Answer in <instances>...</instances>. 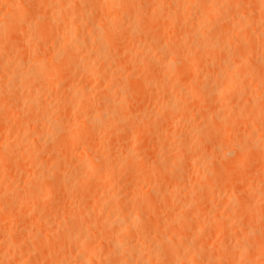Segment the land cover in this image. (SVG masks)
Returning <instances> with one entry per match:
<instances>
[{
    "label": "rangeland",
    "instance_id": "1",
    "mask_svg": "<svg viewBox=\"0 0 264 264\" xmlns=\"http://www.w3.org/2000/svg\"><path fill=\"white\" fill-rule=\"evenodd\" d=\"M27 1H30V0H27ZM33 1L36 2L37 0L36 1L33 0ZM33 1L31 0V2H29V3H33ZM43 1H46V0H43ZM59 1L60 0H54V1L51 0V5L54 4V2H55V4H57ZM62 1H66V0H62ZM62 1H60V2H62ZM87 1L88 0H86V2L82 1L83 3L81 2V4H83V5L81 7L85 8L84 6L87 5V9L88 10H93L94 11L93 17H97V18H94V20L95 21L97 20L99 23L100 22L103 23V25L106 28V30L104 28V31L108 32V30H107L108 27H110L109 28L110 30L111 29H113V30L116 29L117 30V28H118V30L115 31L116 33H114L113 30H112V34L108 33L110 35V37H111V35L113 36L114 34H116L115 37L113 38V39H116L115 42H114V40H113L114 43H112V41L109 42V43L115 44L114 46H112V44H111L112 48H115V47L117 48L118 47L117 49H120L122 46L121 47H119V46L122 45V43L127 42L125 40H127L128 34L133 36L132 33H130L131 32L130 29L133 26L132 21L134 20V18L135 19H140L142 17V19L144 21V19L146 18V17L144 18L145 13L147 15V12H145V13L144 12H140V11H144L145 10V6H146L145 3H144L145 6L142 4L143 1H141V0H134V3L131 0L133 6L131 5V3H130L129 6L130 7L132 6L131 9H133L134 6H135L134 12H132V10H131V14H127V15H125V13L123 14V11L121 9L122 7L120 8V10L122 12L118 10L119 8H117V7H120V6H116V4H118L117 2L111 3V4H109L110 6H107L108 5L107 4L108 1H106V0H104V1L103 0H96V1L93 0L94 3H91V4L93 6L97 5L95 7V9H97V7H98V10L96 11L94 9V7L91 8V6H89L90 8H88ZM99 1L100 2L102 1L101 2L102 4L99 3ZM109 1L112 2L114 0H112V1L109 0ZM180 1H182V0H180ZM180 1L179 0H177V1H175V0H159L160 6L161 7L165 6L164 12L165 13L167 12L169 14L165 15V13H163V11H162L161 13H159L161 17L158 16V15H157L158 17L155 16L153 20H156L157 18H159L160 21L158 19L155 21V24H157L156 26H154L155 24L153 23L154 24L153 25L152 22H151V27L152 28L150 27L149 29H151V30H150V32H148V35L152 34V36H154L156 34L155 35L156 37H154L155 39L158 38V40H159V37H161V39L159 41H161L162 43H163V41L169 40V38H170L171 41L175 40V43L178 42V44H179L181 42V44H179V46H177V47L176 46L163 47L162 45H159V46H157L158 50H157V47H156V50H155V46H151V48L148 47V46H150L148 44V39L149 38L148 39L146 38L144 40L143 39L144 37H142V39L140 38V42L137 40L138 43L135 42L134 40H132V43H134V42L137 43V44L134 43L135 46H132L136 50V52L139 51L138 53L141 54V55H143L144 53H146V54L149 53L150 55L147 54L148 55V59H149L148 62L150 63L151 59H152L151 61L154 62V63L152 62L150 64L148 63V67L150 65L149 68L145 65L147 67L146 70H148V71L145 70V67L143 65V67H144L143 73L147 72V74H148V72H150V71H152V73H153L154 70H156L157 68H160V70H162L161 72H159L160 70L157 72V70H158L157 69L155 71V75L150 74L152 77L149 76V74L147 75L146 73H144L145 76L147 75L145 77V76H143V73L141 72L140 76L142 74V76L144 78L139 77V75H137V74L140 72L139 69H141V67H142L140 64H143L144 62L146 63V61H144V62L141 61L140 64L137 62L139 64V66H137L138 64L134 63V60H131L133 58L130 57L131 58L130 59L128 57V55L123 52L125 50L122 51L124 53V55H127V57H128L127 60L124 59L125 62L126 61H128V62H127L126 65H123V66H126V67L122 66L123 72H122L121 66L117 67L118 69L120 68L119 72L121 74L119 75V73H118L116 75V77L121 76L120 77L121 78L120 85L125 86V88L120 86L119 89L121 91L127 90L126 86H128L129 88L133 87V89L136 88L135 90H133V89L131 90V88H130L129 90H127L128 92L125 91L126 94L128 93L127 96H126V94L121 92V94H122L121 98L126 99V97H127V99H126L127 100V104L129 103V105H127V108L132 109L131 111L126 110L127 113L130 112L133 115L128 113V114H130L129 116L130 117H136V118H132L131 119V120H133V122L131 120H129V123L126 120L127 125L130 126L129 127L130 129L127 128V127H126L127 129L124 128V125L126 124L125 121H124L122 123L124 125H121L122 128H123V129H121L122 132L120 130L118 132L119 133L120 132L123 133V132H125L123 130L126 129V131H128L129 134L132 132L130 134V136H128L129 134L128 133L126 134V132L123 133V134L120 133L123 136L122 138H121V135L118 134V132H114V134H113L114 137H113V135H112V137H109V134H107L108 136L107 135L104 136L102 134L109 133L108 130L107 131H106V129L103 130L104 127L101 126V129H102V132H101V130L99 131V127L98 126H96L92 122H89L92 125H89L86 122L85 124L87 126L89 125L88 126L89 129H91L92 132H94V133L88 132L87 130H86L87 133H85V132L83 133L82 132V135L85 136V139L83 137L80 138L81 137L80 136L78 141L82 140L83 143H82V141L73 142L72 139H71L72 144L75 143V147L72 144L69 145V143L67 144L69 147L68 146H64L65 148L64 147L61 148L62 145L61 146L58 145L59 143H61V144L62 143H66L65 140H64L66 136L71 137V135H68V134L67 135L66 134H60V133H62V130H64L65 127L68 129L67 124L68 123L70 124L72 121H73L72 123H74V122L78 123V121H82L84 119V117H85V116H82V114H79V116L81 118H79L78 115H76V112L78 111L77 108H76L77 106H73L72 104H74V102H75V104L77 105L78 101L74 100V102L72 103V101H71L72 98L70 99L69 97L73 96L74 94L71 93V91H67L69 93L68 94L66 92V90H70V88L71 89L73 88L75 90V92L79 93V91H80L79 94H81V93L84 92L83 88L85 87L86 89L88 88L89 91H93L94 90L92 94L90 93L91 95H93V97H94L93 99H95L96 97L99 99L101 96L104 97V95H105V94L104 95L102 94L104 91H102L101 89H103L108 84L105 81L102 82L101 80H99L97 78H92V79H96L97 84L100 82V84L98 86V85L95 84L96 83L95 80L89 79L87 81V79L89 77L85 73L81 72L80 70H76V69H73V68H71L69 70L65 69V65L62 64L63 62L62 63L59 62L61 60V58H55V61L53 59L54 62H51L50 61L51 59L50 60L46 59V58H50L51 57V55L48 57L49 52L55 51L54 53H52V52L51 53L52 54H56L57 53L56 52L57 51L56 48H58V51H59V49H61V48H59L58 46H55V45L58 42L59 45L61 46L60 42L63 43L62 41H64L63 36H64L65 31H64V29L61 30L59 28L61 25L60 26L58 25L59 22L57 20L59 18L57 16H55V14L57 15V13H59V10L61 8L64 9L65 7H68V8L64 9L65 12H69V13L72 12L74 14L73 11H70L72 6L70 4L68 6V3H71V1L67 0V3L66 2H65V4L62 3V4H64V6L62 5V7L58 6V4H57V10L55 8V6H56L55 5L54 9H52L55 12H53L51 10V8H50V7H52L50 5V3H49L50 0L47 1V2L42 3L43 5L46 3V5L49 6L51 12H53L52 14H54V15H52V18H54L55 21H57L56 22L57 24L55 23L56 24L55 26L58 25L59 26L58 28L60 30L58 32L56 30V28H57L56 27L55 28V34L56 33H60V31H61V34L63 35L62 36L60 34L62 36V38L60 39L58 37L60 35L57 34L58 35L57 36L58 39L59 40L63 39V40L60 41V42L59 41L56 42L55 40H56L57 37L55 35H53L54 33L52 31V35L55 36L56 38H55V40H54V38H51V40L53 39L54 41H52V42H55L56 44L50 42V40L48 42H46V40L49 38V37L47 38V36L45 37L47 39L43 38V39H45V42L43 41L44 43L43 42L39 43V41L36 40L34 38L35 36H33V35L24 36L25 34H27V35L30 34L31 31H32V30H30V33H27L26 31L29 30L27 28H26L27 30L25 31L26 33L24 32L25 34L20 35V34L23 33L22 31L25 30V27L22 24L21 25L24 28H22L21 26H17L15 24L13 26L17 27V29H15L12 26L14 30H18V34L15 31L16 34L14 33V36H12L13 35L12 34L11 36L7 37L9 39V41H11V43H9L8 40H5L4 44L7 45V43H8V44L15 45L16 47H14V48L18 49L21 53H23L22 52L23 49L21 48V46H23V48H25L24 47V46H26L25 44H27L29 46L31 45V49L33 50V51H31L32 53L31 52L30 53H26V54L23 53L22 55H20V58H19L20 60L17 58L18 62H16V64L17 63H19V64H21V63H23V64L29 63L31 60H33L32 59V57H33L32 54L34 52H37V54L36 53L35 54L38 57V60H43V61H45L47 63H51V64L53 63L55 65L56 69H59L58 71L63 72V74L59 73L60 75H62V77L60 75L58 76V74H57V76H58L57 79L55 78L56 75H55V77L51 75L52 77H54V79L49 80L51 82H48V83L51 84L53 82L52 86L54 87V89L51 86V88L53 89L52 91L54 92V90H57L56 88H58V90H59L58 86H61L62 84L64 86H61L60 87L61 89L59 91L57 90L58 93L55 94V96L53 95V97L52 96L50 97V95L48 96V94H47L48 93L47 90L49 89V87H45V83L48 84L45 80H43V82L45 81L44 86L42 84H39L40 85V87H39L40 89H38L37 87L35 88V89H38L39 91H41V93L39 94L38 93L39 91L34 90V93L35 92L38 93V94L37 93L33 94V95H35V97L39 98L40 100H46V101L50 97L49 99L51 101L48 100V102H50L54 107L52 106L53 109L50 110L51 113L48 111L47 114H48V116L51 115L50 116L51 120H54V118H56V122H58L56 124V126H55L57 134H56V131H54L55 133L51 131V133H50L51 135L50 134H49L50 136L47 135L48 138L46 136L33 135L32 137H34V138L37 137L36 141H33V138H32V141H30L31 139L29 140L27 137H25L30 132L33 133V131H34L32 129V123H33L32 119H34V121H35L36 118H37V117L33 118V116H35V115H33L34 112H32L31 110H29L28 108H26L24 106H23L24 109H21L22 108V104L21 105L20 104L17 105V103H16L17 101H20V100H17V98L15 96H13V97L16 98V99H14L12 97V95L4 93V91H2L1 88H0V92L1 91L3 92V95L0 93V96H2V99H4V97L10 98V96H11V99L13 98L12 100H14V102L11 100L13 102L12 103L10 100H8V98H6L3 101H2V99H0L1 100L0 101V106L3 105V104H4L3 106H8V104L5 103V102H7V103L10 104L8 107H10V109L12 108V110H10L8 107H3V108L0 107V230H2V233H0V244L1 243H3V244L5 243L6 244L5 246L2 244L0 250L3 251V252L5 251V253H11V249H12V253L11 254H7V255L4 254L3 255V254H1L3 252H0V254H1L0 257H5L6 258V259H3V261L0 259V261H1L0 264H37V263L42 264V261H43V263L46 262L44 264H49L48 263L49 261H50V264L52 262H53L52 264H60L62 262H64V264L65 263L73 264V262H71L70 259L73 260V258H75V259L78 258L77 255H79L80 253L77 254V251L81 247H82L80 249L81 251L84 248L83 246H85V245H84V243H82V239L81 238L83 236L87 235L86 232H88L90 235H91V233L92 234L98 233V232L100 233L101 231H102L101 233H106L103 229H100L101 231H99V230L96 231L94 228H97V227H101L102 228L103 226L102 225L100 226V224L104 223V224H106V227L105 226L104 227L106 228V231H107L112 226L111 225V220L113 221V216L111 215L110 211H108L109 210L108 208L100 209V207H98V209H97L95 214H90V215L87 214V212L89 211V208L92 209L97 204L96 202L93 201V198L95 196L98 197V198H102L101 199L102 201L106 200L108 202L112 201V199L110 197H113V198H115L116 196H118L119 198L126 197V198H128V200H130L129 206L135 212H143V213L146 214V218L144 219V222L147 225L146 227H148V229L146 228L147 230L151 229L154 232V229L156 227V229H159L160 231L167 230V232H169V233L170 232H175L179 237L181 236L183 238H187L188 243H191L192 242L191 240H194L193 242L197 241L198 245L204 243L205 246H206V244H207V246H209L208 247V253L210 255L206 256L207 253L205 251L204 257L205 256L206 257L203 258L202 254H201L202 252L198 253V255L196 257L197 258L196 260L191 259V260H193L192 261L193 264H196V263L203 264V262H204V264H206L205 263L206 259H211V260H208L209 264H211V263L215 264L216 262L215 263H213V262L216 259H219L220 257H223L225 255L227 257L221 258V260L223 261L222 263H224V262L228 263L230 261V259H232L231 257H229L230 258L229 260L227 259L228 255H230L229 251L231 252L232 249L234 251V252L233 251L232 252L235 253V254H232V256L233 257H235V256L237 257V258L236 257L233 258V259H235V260H232L234 262L231 261L233 264H241V263H243V264H252V262H251L252 260L254 262L253 264H255V263L256 264H264V152H263L264 151V146H263L264 145V124H263L264 123V85H263L264 84V58H263L264 57V21H263L264 20V18H263L264 17V12L261 13V10H260L261 6H262L261 3L264 0H262V1L261 0H232V1L226 0L228 2L230 1L229 2L230 7L234 6L232 9L229 7L227 2H226L227 5L225 3L223 5H226V6H223L222 3H224L225 1H221V4L218 6L220 8V10L218 9L216 11H212L214 13V15H213V13H209V16H210L209 18H211V19H213V21H215V20H217V17H218V19L221 20L224 24L221 21L220 22L222 24L218 23L219 22L218 20H217L218 21L217 23L219 24L220 27H222V25H223L224 28H222V29L220 28V30H217L219 27H215L214 28V30L216 29L215 30L216 31L215 34L221 32L220 33L221 35L219 34V37H218V35L215 37L213 34H211L210 38L211 39H212V37L214 38V40L213 39L211 40L214 44H211L209 42L210 46L208 45V48H210L211 51H212L215 46L217 47L216 44H218L219 42L222 41V37L226 36V37L233 38V40L228 41V42L222 41L221 42L222 44L221 43L218 44L220 47H217L218 48V49L216 48L217 50L214 49L216 53H218V54L220 53L219 54L220 56L219 57L217 56L218 58L216 57L217 58L216 61H215V57H211L215 61V63L213 64L215 66H211L213 71H215V72L212 71L211 67H210L211 71L209 69V71H210L209 72V71H202V70H204V67L200 66V67L203 68L202 69V68H200L198 66L199 64L201 65V63H202L199 60H204V58L201 57V54L199 55L200 49L198 51V45L195 42V41L198 42L199 40H195V39L197 38V36L202 39V35H203L204 31L207 28V27L205 28L207 23L205 22V23L202 24V28L203 29L201 28V26H200V28L199 27H195V29L193 28L192 30L189 28L190 24H191L189 22V20L191 21V19H190L191 16L194 17V13H196L195 12L196 10L194 9V6H195V4L197 5V3L200 2L201 0L200 1L199 0H195V1L194 0H185V1L183 0V2L186 3V4H184V6L187 5L186 6L187 8L189 7L188 5H191V4H189L191 1H194L193 3H195L194 6L192 4V6H193L192 9L193 10L189 9V8L188 9L185 8L187 12H185V10L183 9L184 8L183 5L181 6L182 3H180ZM187 1H190V2H187ZM0 2L2 4V5H0L1 6V8H0V21L2 22L3 21L2 14L5 13V11H4L5 9L2 6H5V5H3L4 3H2V0H0ZM95 2L97 4H95ZM119 2H121V1H119ZM124 2H126V1H124ZM257 2L260 4L258 6V8H257V9L260 8L258 14L259 15L261 14V17H259V19H258V14L255 12L256 7L253 8V6L258 5ZM84 3H86V5ZM88 3H89V1H88ZM104 4H107V5H104ZM112 4H114V5H112ZM126 4H127V2L126 3H122V5H126ZM128 4H129V2H128ZM128 4L126 5V7H128ZM136 4H138V5H136ZM262 4H264V2ZM33 5L35 7H37L36 3H34ZM46 5L44 6V8H40V9H45V10H41V11L42 12L45 11L46 13H38V11H39L38 7H37L38 9H36L37 11L32 9L33 12H35L36 14H38V15L39 14H44V15H39V16L35 15L31 10H30L31 12L29 11L28 15H30V17H31L32 14H34L37 17H40V16L44 17L45 14H48V11H49V9H48V7ZM100 5H101V7H103V6H105V8L107 7V9H106L107 12H106L105 9H104L105 11L103 10L106 14L102 11V9L100 8ZM111 5H112V7L114 9L111 7ZM137 6H138V8L140 6V11L137 9ZM238 6H239L240 9L238 8ZM30 7H32V6H30ZM40 7H42V6H40ZM46 7H47L48 11L46 10ZM235 8H237V10H235ZM262 8H264V7H262ZM128 9H130V8H128ZM114 10H116V11H114ZM147 10H149V8H147ZM172 10L175 12V14H173L174 12ZM188 10H191V11H188ZM231 10H233V11H231ZM41 11H39V12H41ZM108 11L110 12L109 13L110 15L108 14ZM117 11L119 13H116ZM181 11H184L185 13L184 12H182V13H183V15H185V14L186 15L183 16L181 14ZM100 12L104 13L105 15H102ZM125 12L129 13L130 10L125 11ZM217 12H219V13H217ZM62 13H64V12L61 11L59 13V15H58L59 17L62 16L60 19L65 18L64 15H62ZM69 13H66V14H69ZM95 13H96V15H95ZM140 13H144V15L143 14L141 15ZM170 13L174 15L173 16L174 18H172V15ZM187 13L190 16H188ZM225 13H227V14H225ZM254 13H255V15H254ZM107 14H108V19L110 18V16H112V17L117 16L119 18L117 20V22L120 23L121 25H119V27H118V26L112 24L113 28L111 26H108V25H111V23H109L107 25L106 21L108 19L105 18V17H107ZM121 14H122V16H121ZM176 14H179L177 16L181 17L182 19L177 17ZM215 14H218L219 16L218 15L216 16ZM234 14H236V16ZM256 14H257V16H256ZM70 15L71 16H69V17L67 15V18H71V20H72L73 19L72 18L73 15L72 14H70ZM128 15L129 16L131 15L132 18H130ZM138 15H140V16H138ZM168 15H171V17L168 16ZM166 16H168V18H166ZM212 16H214V17H212ZM45 17H47V19H45ZM45 17H44V20H46V21L44 23H47V21H48V23L45 24V26L55 27L53 22L50 23L51 20L48 18L49 16H45ZM35 18H32V19L30 18V19L32 21H34ZM50 18H51V16H50ZM175 18H176V20H178V18L181 20V21H178L180 24L178 22H177L178 24L175 23L176 22ZM214 18H216V19H214ZM54 19H52V21ZM126 19H127V21H126ZM166 19H172V21H175V22H172L171 20L169 21V20H166ZM62 21H64V20H62ZM85 21H87V20H85ZM85 21L83 22L84 24L82 23L83 27L85 26V27H87V29L89 28V30H90V26H89L90 21L88 20L89 22H87V23ZM67 22H71L70 19ZM241 22L244 24L243 27H240L242 25ZM52 23H53V26H52ZM162 23H164L165 25L162 24ZM184 23L186 24V26L189 25L188 30H186L187 28H186ZM255 23L258 24V25H256ZM1 24H3L2 26H4V25L7 24V22L3 21V23H1ZM10 24H12V23H10ZM69 24L68 25L66 24L67 27L65 25L64 28L65 27L69 28V27L72 26L71 23H69ZM239 24H241V25H239ZM100 25L103 26L102 24H100ZM161 25H163V26H161ZM181 25H183L182 28L180 27ZM253 25H254V27L255 26L256 27L254 28ZM62 26H63V24H62ZM228 26H232V27L229 28ZM5 27H8L9 31H11V29H12V28L10 29L11 26H8V25H6ZM19 27H21L20 29H22V30H19ZM128 27H129V29L127 30ZM227 27H228V29H227ZM119 28L121 29L122 32L127 30L126 31L127 33H125V36H124V34L122 32H120ZM122 28L124 30H122ZM180 28L182 30H183V28H185L183 33L182 32L180 33V31H181ZM6 29L7 28H5V30ZM87 29L85 28V30H87ZM154 29H156V30H154ZM243 29H244V31H243ZM5 30L3 32L4 34H5ZM157 30H158V32H157ZM223 30H225V31H223ZM19 31H21L22 33L20 32V34H19ZM186 31H187V33H185ZM218 31H220V32H218ZM86 32H88V31H84V33H86ZM250 32L251 33L253 32V33L251 34ZM260 32H262V33H260ZM6 33H10L11 34V32H7V31H6ZM32 33H33V31H32ZM117 34H121V35H117ZM250 34L253 36L255 42H253L254 41L253 38L252 39L250 38V37H252ZM259 34H260V36H259ZM184 35H186V37ZM243 35H244V37H243ZM258 36H259V38H258ZM22 37H25V38H22ZM31 37L34 38L33 40H36V41H33ZM123 37H125V38H124V41L122 42L121 39L123 40ZM180 37H182L183 39H181ZM217 37H218V39H217ZM236 37H238V38H236ZM137 38H138V35H137ZM178 38H180V39L178 40ZM134 39H136V38H134ZM186 39H187V43H185ZM110 40H112V38ZM118 40H120L121 43ZM143 40L145 42H147L148 46H145L146 45L145 43H144L145 45L142 44L144 42ZM260 40H263L262 43L260 42ZM208 41H209V39H208ZM217 41H218V43H216ZM117 42H118L119 45L116 44ZM192 42H193V44L195 43V45H197V47L195 45H193V46L196 47L195 50H197L198 53L195 50L192 49V44H190ZM230 42L233 43V44H231ZM42 43L44 45H42ZM247 43L252 46L251 47L249 45V48L250 49L252 48L251 50L249 48H247L248 47ZM182 44H184V46L186 45V47H187L188 44H190V45H188L189 46L188 48H190V46H191V49L194 52H196L198 55L194 54V52H193V54L195 56H197L198 59L200 57L202 59L198 60V59L194 58L195 60L193 62L197 63L199 61L197 63L198 64L197 67H199V68H195V70H194V66H195L194 64L195 63L193 64V62H192L193 68L191 67V63H190V65H189V63L183 65L185 67H183L182 64H180V63H182L180 61H179L180 63L177 62L178 64H174V66L177 65V66L181 67V68H179V70L182 69V67H183V69H185L187 67H189V68L191 67L192 68V70H190L191 68L189 70L185 69L184 71L180 70V72L182 71L181 72L182 74L179 73V74L182 75V77L180 78L181 75L180 76L179 75L176 76V74H175L174 76H172L174 74L173 71L177 70L176 66L172 67V68H174L173 70L163 69V68H165V67L169 68V66H167V64L169 63V61H168L169 57L170 56L172 57L179 49L181 50V48H182L181 51L183 53L177 52L176 54H179V56L182 54L181 55L182 57H183L184 53L191 52L190 50L185 49ZM49 45H52V48ZM53 45L55 47H53ZM128 45H131V44L128 43ZM128 45L126 44V46H128ZM243 45L246 46V47H244ZM46 46H47V48H49L48 50H47V48H45ZM43 48H45L46 50L44 51ZM53 48H54V50H50V49H53ZM166 48H169V50L166 49ZM172 48L175 49L174 50V52L176 51L175 53L173 52ZM208 48H205L204 50H207ZM244 48L246 50H244ZM20 49H22V50H20ZM29 49H30V47H29ZM117 49H116L117 53L121 52V51H118ZM122 49H124V48H122ZM142 50H144V51H142ZM149 50L152 53H154V54L152 55V53ZM152 50L153 51L155 50V51L153 52ZM167 50L170 51L169 56H168L169 52ZM238 50H240V51H238ZM203 51H202V53H204V54L205 53L207 54V53L211 52L209 50H208L209 52H207V51L203 52ZM241 51L242 52L244 51V53H242L243 55L246 52V56H248V60H249L248 62L249 63L246 60H245L246 61L245 62L244 59H243V61H240L237 58V57H239V56H237L238 55L237 52H241ZM248 51H250V52H248ZM82 53H83V56L86 53L88 55V51H86V52L83 51ZM46 54H47V56H46ZM193 54L191 53V55H193ZM222 54L224 56H222ZM42 55H44L43 57H45L46 60L41 58ZM81 55L79 57H81ZM205 55H202V56H205ZM144 56H145V54H144ZM246 56H245V58H246ZM150 57H151V59H150ZM184 57H187V55L185 54ZM206 57L209 58L210 56L206 55L205 58ZM58 59H60V60H58ZM129 59H130V61H133V63L136 64V65H133V67H132L131 66L132 64L129 61ZM157 59L158 60L161 59V61L159 60V62H161V63L157 62L158 61ZM116 61H118V59ZM164 61L166 62V64H165ZM231 61H233V62H231ZM129 62H130L131 65H129ZM259 62H261V63H259ZM120 63L121 64H125L124 62L123 63L120 62ZM185 63H187V62H185ZM217 63H219V64H217ZM16 64L14 63V65H13V68H15V70L17 69L16 67L20 68V67H22L21 65H23V64H21V65L17 64V66H15ZM152 64H158L157 65L158 67H156V65H152ZM259 64H261L262 66L259 65ZM101 66H102V64L98 65L99 69H101L100 68ZM136 66H137V68H135ZM160 66L162 67V69H161ZM250 66H251V68L253 70H250ZM138 67H140V68H138ZM13 68H12V70H13ZM129 68H131V69H129ZM233 68H235V69H237V71H241V72L238 73ZM114 69H116V68H114ZM135 69L137 71V72H135L136 75L134 74ZM19 70L20 69H17V71H19ZM186 70H188V71H186ZM205 70H207V69L205 68ZM256 70L258 71L257 73H255ZM99 71H101V70H99ZM216 71L218 73H222L223 74V79H227L225 77H226L227 73L229 74V72H230V74H232V76H233L232 72H236V75L238 73L240 75V76L238 75L239 77L238 76L236 77L235 75L233 76V77H236L235 79H233V80L236 81L235 84H238V86L235 85L236 88L237 87L240 88L239 86H241V88H242L246 84L247 87L246 88L244 87V90H249V91H245L244 92L240 88L243 91L242 92V91H240V89L237 88L238 90L235 91L236 94H235V92L231 93L232 95L234 94L233 96L231 94H229V95H227L229 97L226 96L227 97L226 98V97H224L225 93H223V97L224 98L220 99L218 97L211 96V91L209 93L207 91L202 90V89H205L204 87L197 88L198 86L196 87L195 85H191V83L193 81V82H195V84H198V83L202 82V85H209L210 84V86L212 85V87H213L215 83H212V82H215V81H218V83L221 82L220 81L221 77L219 78V80H217L218 77L216 76V80H214L215 79V77H214L215 73H217ZM242 71H243V73H242ZM162 72L164 73V75H166L167 73L168 74L163 77L162 76L163 75ZM170 72H171V75L169 74ZM66 73H68V75ZM253 73L257 74L256 77L254 76L255 74H253ZM52 74H54V73H52ZM70 74H71V77H69ZM250 74H252V76ZM169 75L171 77H169ZM224 75H225V77H224ZM65 76L69 77V78H66ZM174 77L175 78L178 77V79L176 81H175V79L171 80V78H174ZM227 77L229 78L230 76H227ZM47 78H50V76L47 77ZM60 79H63L62 80L63 83L61 82ZM64 79L65 80L68 79L71 82H69L68 80H66V82H65ZM140 79H141V81H140ZM168 79L171 80V81H169L170 83L172 82L171 84L167 81ZM155 80L158 83L155 82ZM160 80H162V82ZM164 80H166L165 83H164ZM207 80H210L209 84L207 83ZM262 80H263V83H262ZM2 81L3 80L0 78V84H1ZM58 81H60V82H58ZM189 81H191V83ZM86 82L88 83L89 87L88 86H84V85H87ZM101 82H102V84H101ZM225 82H227V81H225ZM230 82L231 81L229 80V82H227V84L230 83ZM237 82H239V83H237ZM167 83L169 84V86H167ZM218 83L216 82V84H218ZM55 84L58 85V86H55ZM220 84L222 85L220 87L222 89L223 86L226 83L224 84V81L222 80V83H220ZM220 84L216 85L217 87L214 86V87L217 88L216 91L217 90L220 91L219 88H218V86H220ZM41 85L44 88H48V89L47 90L43 89V87ZM81 85L84 86V87H82ZM210 86H207L208 88H206V90H208V89L210 90L211 89ZM78 87H82V90H79ZM97 87L98 88L100 87L99 89L101 91ZM226 87H227V85L224 86L225 89H226ZM251 88H253V89H251ZM73 89H72V91H74ZM138 89L141 90V91H139ZM222 90L224 92V89H222ZM57 91H55V92H57ZM98 91H100V92H98ZM42 92H47L46 93L47 96H46L45 93L43 94ZM133 92H135V93H133ZM136 92H138V93L136 94ZM70 93H71V95H70ZM130 93H131V97L129 98ZM139 93H140V95H139ZM153 93H156V94L158 93L162 97L157 95V97L155 96L156 97L155 98L153 96L154 95ZM162 93L165 94V96L162 95ZM5 94H7V96ZM98 94L100 95V97L98 96ZM113 94H114V92H112V93L110 92L108 95L114 97L115 94H114V96H113ZM57 95H59V96H57ZM64 97L65 98L67 97L68 99L67 98L65 99ZM151 98H153L155 100H153ZM157 98H159V99H157ZM246 98H253V100L256 98L257 100L255 99L254 101H256V102H253V104L252 103L250 104V103L246 102ZM128 99H130V101ZM160 99L162 101H160ZM163 99L164 100L166 99V100L164 101ZM183 99L186 102H182V101H184ZM188 99H189V101H188ZM237 99L238 100L240 99L241 101L240 100L237 101ZM61 100H62V102H61ZM67 100L70 101L71 103L67 102ZM159 101H160V103H159ZM161 102H163L162 105H161ZM166 102H170V103L174 102L173 103L174 107L173 106H168V108L170 107L169 109H171V110L175 109L174 110V113H176L175 116L169 110L165 111L166 109H168V108L164 107V105L165 106L167 105ZM11 103L12 104H16L17 106L20 105L21 108L18 107V109H19L18 110L16 105H13V107H12ZM142 103H144V104L142 105ZM175 103H177V104H175ZM135 104H136V107H135ZM182 104H184L186 106L184 107ZM78 105H80V104L78 103ZM96 105L97 104H92L91 105L92 107L90 106L92 108L91 111L93 110L95 112V110H97L96 112H98L100 110L99 107H101V108L103 107V106H100V105L98 107ZM175 105H177V106L180 105L179 106L180 108L176 107ZM215 106H216V108H215ZM70 107H71V110H70ZM96 107L99 108V110ZM175 107L178 108L179 110L176 109ZM4 108L7 109V110H5ZM75 108H76L77 111L75 110ZM81 108H82V105H81ZM162 108H163V110H162ZM78 109H80V108H78ZM21 110L23 111V114H22V112H20ZM24 110L27 111V112L28 111L32 112V115L30 113L29 114L26 113ZM154 110L157 113L153 112ZM235 110H236V112H235ZM79 111H81V110H79ZM164 111L166 113L168 112L169 114H172L173 118L170 117L171 115L168 117L167 114ZM214 111H215V113H214ZM140 112H142V113H140ZM143 112H144V115H143ZM38 113H36V115H39ZM73 113H75V114H73ZM79 113H81V112H79ZM149 113L152 115V117H154V116L155 117L152 118ZM217 113L220 116H222V117L220 118V116L216 115ZM77 114H78V112H77ZM135 114H136V116H134ZM138 114H141V117H139L140 115L137 116ZM209 114H211L210 116H213V118H210ZM24 115H26V117ZM29 115L32 116V118H30L31 119V124H30L29 121L25 120V119H28L27 117H31ZM74 115L77 116L75 118H79L81 120L75 119ZM142 115L144 116V118H143ZM147 115H149V117ZM223 115H225V118H224ZM145 117H147L149 119V121L152 122L153 124L151 123V125H149L150 122L148 124V119L145 118ZM208 117H209L210 120L206 119ZM226 117H228L227 120H226ZM21 118L23 119V121H21L22 120ZM168 118L171 119V120H169ZM215 118H216V120H214ZM68 119H71V120H68ZM60 120L63 123V125H65V122H66L67 123L66 126L63 127L62 125H60V124H62V123L59 122ZM141 120H142V122H141ZM153 120H154V122H157V120H159L158 122H160V123L157 122L159 125L156 124V123L154 124ZM204 120L205 121L207 120V122H205ZM18 121H20L21 123L20 122L18 123ZM220 121L221 122L223 121V122L221 123ZM262 121H263V123H262ZM218 122H220L221 124L218 123ZM28 123L30 125H28ZM81 123L82 122H80V126L84 127L85 125L83 126V125H81ZM19 124H21V125H19ZM25 124L27 125V129H26V125ZM209 124H211V125L213 124L214 126H211ZM22 125L23 126L25 125V127H23ZM57 125L62 126L63 128H59ZM127 125H125V126H127ZM155 125H157V126H155ZM161 125H163V126H161ZM28 126H30L31 128L28 127ZM71 126L72 125H70L71 130H74L73 127L75 125H73L72 127ZM91 126H92V128H90ZM167 126H169V127L171 126L170 127L171 129L169 127H167ZM76 127H77V125H76ZM78 127H79V125H78ZM78 127H77V129L80 128V127L79 128ZM175 127H177V129H175ZM23 128H25V130H27L28 132L24 131ZM55 128L53 130H55ZM57 128L58 129H62L60 133L58 132ZM66 128H65V130L67 132H64L65 131L64 130L63 133L72 132L70 129H69L70 130L69 131ZM97 128H98V130H97ZM155 128H157L158 130L155 129ZM19 129H20V131L22 130V132L23 133L25 132L26 134H23L22 132L20 133L18 131ZM152 129H153V131H152ZM98 131L101 132L102 134L99 133ZM148 131H150L151 133H149ZM17 132H19V134ZM73 132H75V130ZM78 132L81 133V129ZM78 132H75V133H78ZM152 132H153V134H152ZM215 132H217L218 134L215 133ZM93 134H95V135H93ZM160 134H162L163 138H161ZM20 135L23 136V138ZM42 135H44V134H42ZM63 135H66V136L63 137ZM168 135H170V136H168ZM93 136H95V137H93ZM193 136H195L194 137L195 139L193 138ZM200 136H202V137H200ZM72 137H73V135H72ZM91 137H93V138L91 139ZM116 137H118L119 139H117ZM165 137H166V139H165ZM198 137H199V139L201 141L198 139ZM38 138H40V139H38ZM73 138L77 140L76 137H73ZM87 138L90 139V140H88ZM94 138H95V140H94ZM187 138H189L188 141H190V142L186 141ZM202 138H204V139L202 140ZM169 139L171 140V142L169 141ZM153 140H155V141L153 142ZM164 140H166V141H164ZM197 140L200 143H198ZM236 141H238L239 143L236 142ZM69 142H70V140H69ZM56 143H57L58 147H56ZM169 143H171V144H169ZM179 143H181V144L179 145ZM246 143L247 144L249 143V144L247 145ZM49 144H52V145H49ZM76 144H78L77 146H79V144L81 146H79L77 148ZM88 144L89 145L92 144L90 148H89ZM174 144H175V146H174ZM183 144H185V145H183ZM176 145H178V146H176ZM257 145H259V146H257ZM183 146L187 147V149H185ZM193 146L196 147V148H194ZM14 147H16V148H14ZM66 147H68V148H66ZM226 147H227V149L229 148L230 150L228 151L226 149ZM236 147H237V149H236ZM238 147H240V148H238ZM258 147H259V149H258ZM71 148H75V149L73 150ZM181 148H184V149H181ZM261 148H263L262 149L263 151L261 150ZM246 149H248V151ZM25 150L26 151L30 150L32 152L28 151L31 154L30 153L27 154ZM83 150H88L89 152L88 151L86 152V151H83ZM94 150L96 152H94ZM120 150H121L122 154L120 153ZM237 150L238 151L242 150L243 152L240 151L242 153H239V152H237ZM128 151L132 152L131 156L136 155V156H133L134 159L132 157H130V156L129 157H124L126 155V153L128 154ZM92 152H93V154H92ZM118 152H119V154H118ZM173 152H175V153H173ZM32 153H34V154H32ZM35 153H37V154H35ZM97 153L99 154V156H98ZM238 153H239V155H238ZM40 154H42V155H40ZM97 156L100 157V160H97L95 158ZM109 156H110V158H108ZM117 156H119V157L117 158ZM126 156H128V155H126ZM165 156H167V157H165ZM175 156H176V158H174ZM147 157H149V160L147 159ZM54 158L55 159L56 158L62 159V163H61L62 165L59 164V165H57L55 167L54 166L52 167L51 164L55 160ZM234 158H236L237 160L238 159L239 160L243 159V162H241L242 166H241L239 160H238L239 163L238 164L236 163L237 165L234 162L233 163L235 165L233 163H231ZM162 159L164 161H167L166 164H168V166L170 164L171 167H168V166H166V164H163L162 163V161H163ZM92 161L94 163H96L98 165V167H99L96 170V174L90 170V164H91ZM174 161H176V163ZM41 163L43 164V167L41 166V168H40L39 166H40ZM88 163H90V164L88 165ZM150 164H152L153 166H150ZM172 164L176 165L177 167L175 166V168L173 169L174 166ZM163 165L166 166L167 169H165V167ZM160 167L161 168L163 167V168L161 169ZM230 167L232 169H230ZM236 167L238 169H240V170H238ZM113 168H114V170H112L111 175H107V176H105V177H103L101 179L97 178V177L105 174L106 171H108L109 169H113ZM177 168L178 169L180 168V169L178 170ZM115 169H117V170H115ZM172 170H174V171L177 170L178 172L177 171L174 172ZM57 171H58L59 174L61 173L60 176L54 174ZM182 173H184V174H182ZM237 174H238V178L240 177L239 179L236 178ZM70 175H78L80 177H83L84 178L83 187L79 186L80 187V188L78 187L79 190H78V188L76 189V186H75V182L76 181H68L67 180V176H70ZM229 178H230V180H229ZM244 178H245V180H244ZM238 181H240V182H238ZM147 186H149V190L148 191H146V189L148 188ZM189 186H191V187H189ZM134 189H138L139 193L137 191H134ZM103 191L108 192L109 195L105 193V196H103L104 195V194H102ZM98 210H101V211L98 212ZM72 212H75V213H72ZM65 213H67V214H65ZM68 213L71 214L72 216H75L76 218H79L81 216L79 218V221L75 217H73V218H74V220H77L78 223L80 224V226L82 227L83 230L81 231V233H83V234H81V235L79 234V236H78V232L77 233H73V232H76V231H79V230L73 231L72 234H68L71 231H69L67 228L70 226L71 223H68V221H67L68 224L64 223V222L62 223V221H59V217H58V216H66V215L68 216ZM214 214H217V215L214 216ZM148 215H150L151 217L150 216L148 217ZM176 215H179V217L176 218ZM190 216H191V218H190ZM87 217L89 219H91V220L89 221ZM96 218H98V219L102 218V219L98 220ZM46 219L50 220V221H53V224H51V222H49V221L47 222ZM105 219L107 221H105ZM175 219H177V220H175ZM101 220L102 221L104 220V222H101ZM158 220H160V221H158ZM98 221L100 223H98ZM175 221H176V223H175ZM57 222H59V223H57ZM50 224H51V226L53 225V228H51L52 231L49 229L51 227ZM2 227H3V229H2ZM86 228H88V229H86ZM90 228H92L93 230L90 229ZM111 228H110V230L112 231L113 229H111ZM20 229H21V231H19ZM64 229L66 231H63ZM89 229L92 230V231L90 232ZM97 229H99V228H97ZM110 230L107 233H110ZM22 231H23V233H22ZM152 231L150 233L151 236H153V234H154ZM66 232H67L68 235H70L69 237L73 236L74 237L73 239L79 238V240H77L78 241L77 249L75 248L76 244L73 242V240H71L72 242L70 240L67 241V239H68L67 236L68 235L66 234ZM162 232H164V231H162ZM84 233H86V235ZM22 234H26V235H22ZM115 234H118V233H115ZM65 235H67V236L65 237ZM57 236H59L58 239L61 238L63 240L61 241V239H60V241H59L57 239ZM26 237H28V238H26ZM130 237L133 238V239H131ZM46 239H47V241H46ZM70 239H72V237ZM141 239L142 238L139 237L138 238L139 242H138L137 238H135L134 235H131V234L129 235V240L132 241V244L134 246H136L135 245L136 243H137V247H139L140 245H143V244H141V242L143 241ZM21 240H23V241L26 240V243L24 244L23 241L19 242ZM64 240H65V242L66 241L67 242L65 243ZM159 240H161V238H159ZM159 240L158 241L156 240L157 243H155V244L153 243L154 246L156 244L160 245V246L156 245L157 249L154 248L152 243H150L151 245L149 243H147V244L145 243L146 246L144 247V254L146 255V257H149L147 255L150 252H151L150 253L151 256H152V254L155 256V259H154L155 261H153V257L154 256L151 257L152 260L149 258V260H151L150 264H153V263L154 264H161L163 262L166 263V258H165L166 257L165 256L166 251L164 250L165 251V253H164L162 250L164 249V247L167 248L166 247L167 245H165L166 242L165 243L162 242L163 240L162 241H159ZM165 241H167V240H165ZM208 241H209V243H208ZM56 242H58V243H56ZM21 243H23V244H21ZM42 243H44L45 245L42 244ZM161 243H164V245H165L164 246L162 244L164 246V247H162V250L160 249L161 246H162ZM183 243H184V245H186L185 247H187L189 250L187 248L185 249ZM183 243L181 242L180 246H179L178 242L176 243L179 246V247H176L177 248L176 256L178 255V257L180 258V259H178V257H177L176 259H177V261H182L183 260L182 257L183 258L185 257L188 260L187 262H189V261L190 262L189 263H187L186 261H184V262L186 264H192L191 260H189V259H190V256L193 255V254L190 253V252H189L190 254H188V251H190V248H191L192 245L185 244L184 241H183ZM62 244H63V246H62ZM82 244H83V246H82ZM166 244H168V243H166ZM169 244H170V242H169ZM172 244H173V242H172ZM80 245H81V247H80ZM181 245H183V247ZM13 246L15 248H16V246H17V248H21L20 250H22V251H21V253L19 252L20 257L16 253L13 252L14 249H15V248L14 249L12 248ZM46 246H47V248H45ZM102 246H104V247L106 246L107 250L104 247L103 248L99 247L101 250L99 248L98 249L96 248V250L99 251V253L100 252H104L105 254L104 253H102V254L100 253L102 256L103 255L104 256L109 255L108 252H111L112 249L111 248H110L111 250L108 249L109 247H108L107 244L102 245ZM147 246L150 247V248L148 249ZM172 246H174V244ZM228 246H230V247L228 248ZM53 247L55 248V251L53 250ZM215 248L217 249V251H216ZM226 248H228V254H227V252H224V251L227 250ZM8 249L10 251H8ZM61 249L63 251H61ZM102 249H103V251H102ZM20 250L18 249V251H20ZM157 250L159 252H156ZM186 250H188V251H186ZM239 250L242 253H240ZM244 250H247V251L244 252ZM184 251L187 252V253H185ZM58 252L59 253L64 252V253H62L61 254L62 256H61ZM13 253L16 254L17 257H16V255L11 257ZM48 253L51 256H49ZM54 253H56V254H54ZM57 253H58V255H57ZM111 253H110L109 257H112ZM179 253H180V255H179ZM223 253H225V254L223 255ZM199 254H201V255H199ZM8 255H11V256L7 257ZM185 255H187V257ZM66 256H69V257L66 258ZM176 256H174V257H176ZM44 257L45 258L48 257V258H46L47 261L44 259ZM162 257L164 259H162L161 263H160V259L159 258H162ZM200 257H201V260H200ZM207 257H209V258H207ZM246 257H248V258H252L253 257L254 259L252 258V259L248 260V258H246ZM202 258H203V260H202ZM213 258H216V259H213ZM51 259H53V260H51ZM67 259H69L70 262ZM156 260L158 261V263H157ZM224 260H226V261H224ZM54 261H55V263H54ZM56 261H57V263H56ZM195 261H197V262L195 263ZM218 261L219 260H217V264H220V262H218ZM228 264H231V263L229 262Z\"/></svg>",
    "mask_w": 264,
    "mask_h": 264
},
{
    "label": "bare ground",
    "instance_id": "2",
    "mask_svg": "<svg viewBox=\"0 0 264 264\" xmlns=\"http://www.w3.org/2000/svg\"><path fill=\"white\" fill-rule=\"evenodd\" d=\"M33 1V0H32ZM36 1V0H35ZM47 1H49V0H46V1H43V0H37L36 2H34L33 1V3H29V2H31V0L30 1H27V0H2V3H4L3 5H5V6H2L5 10V13H3L2 14V19H3V21H6L7 22V24L6 25H8V26H11L10 27V29H11V31H9V29H8V27H5L6 25H4V26H2L3 24H1V23H3V21L0 23V78L3 80L2 82H1V86H0V88H1V90L2 91H4V93H7V94H9V95H12V97L13 96H15L16 98H17V100H20V101H17L16 103H17V105L18 104H22V108L20 107V105L19 106H17L16 104H12L13 102H14V100H12L13 98L14 99H16L15 97H13L12 99H11V96H10V98H8V97H4V99H2V96H0L1 98L0 99H2V101L3 100H5L6 98H8V100H12L11 102V106L13 107V105H16V107H17V109H18V107H20L21 109H24L23 108V106L24 107H26V108H28L29 110H31L32 112H34V114L33 115H35V116H33V118L35 117H37L36 118V120L34 121V119H32L33 121V123H32V129L34 130H32L33 131V133L32 132H30L27 136H25V137H27L30 141H32V138H33V141H36V139H37V137H32L33 135H36V136H39V135H41V136H46L47 138H48V136L47 135H49L50 133H51V131L52 132H54V131H56V128H55V126H56V124L58 123V122H56V118H54V120H51L50 119V116L51 115H49L48 116V111L50 112V110H52L53 108H52V104L50 103V102H48V100L49 101H51L49 98L52 96L53 97V95L55 96V94H57L58 93V91L61 89L60 87L61 86H64L63 84L61 85V86H58V85H56L55 84V86H58L59 87V90H58V88H56L57 90H54V92L55 91H57V92H53L52 90L54 89V87L52 86V83L51 84H49L48 82H51V81H49V80H51V79H54V77H55V75H56V79H57V77L60 75L59 73H61V74H63V72H60V71H58L59 69H56V67H55V65L52 63H47V62H45V61H43V60H38V57L36 56V54H37V52H34L32 55H33V57H32V59L33 60H31L29 63H26V64H23V63H21V64H23V65H21V64H19V63H17V64H19V65H21L22 67H20V68H18V67H16L17 69H20L19 71H17V69L15 70V68H13V65H14V63L16 64V62H18V59L20 58V55H22L23 53H30L31 51H33L32 49H31V45L29 46V45H27V44H25L26 46H24L25 48H23V46H21V48L23 49H20V50H22V52L23 53H21L18 49H16V48H14V47H16L15 45H13V44H8L7 43V45L6 44H4V42H5V40H8V42L9 43H11V41H9V39L7 38L8 36H11L12 34V36H14V33L16 34V32H17V34H18V30H14L13 29V27L15 28V29H17V27H15V26H13L14 24L15 25H17V26H21L22 28H24L25 27V30L24 31H19V34H20V32L22 33V34H20V35H23V34H25L26 32L27 33H30V30H32L33 31V33H32V31H31V33L30 34H25L24 36H30V35H33V36H35L34 38L36 39V40H38L39 41V43L40 42H45V39H47L48 37V39L46 40V42H48L49 40H50V42H52V41H54L55 40V38L58 36V35H60L61 34V31H60V33H56L55 34V28H56V30L59 32V30L61 29V30H63L64 29V31H65V33H64V36H63V38H64V41H62V40H59L58 39V37L61 39L62 38V36L60 35V36H58L57 38H56V42L57 41H62L63 43H61L60 42V44H61V46L59 45V43L57 42V44L55 43V42H52V43H54V44H56L55 46H58L59 48H61V49H59V51H58V48H56L57 49V53L56 54H52V53H54L55 51H51V52H49V55H48V57L51 55V57L50 58H46L47 60L49 59H51L50 61L51 62H54L55 61V58H61V60L60 59H58V60H60L59 62L60 63H62V64H64L65 65V69H67V70H69V69H71V68H73V69H76V70H80L81 72H83V73H85L89 78L87 79V81L89 80V79H91V80H95L96 81V79H92V78H97V79H99V80H101L102 82H106L108 85H106L103 89H101L102 91H104L102 94L104 95V97H100V95L98 94V96L100 97L99 99L96 97L95 99H93L94 97H93V95H91L92 93H93V91H89L88 90V88L86 89L84 86H88V83H87V85H84V86H82V87H84L83 88V90H84V92L83 93H81V94H79L80 93V91H79V93L78 92H75V90L74 91H72V89L70 88V90H66V92L67 91H71V93H73L74 95L73 96H70L69 98L71 99V101H72V103L74 102V100H77L78 102H77V105L75 104V102H74V104H72L73 106H77L76 108H77V110H76V108H75V110L78 112V114H77V112H76V115H78V117L79 118H81L80 116H79V114H82V116H85L84 117V119L82 120V121H78V123L77 122H74V123H66L65 122V125H63V123L61 122V120L59 121L60 123H62V124H60V125H62L63 127L64 126H66V124H67V126H68V129L67 130H71V128H70V125H75L74 127H73V129L75 130V132H78L80 129H81V133H75V132H73L74 130H71L72 132H69V133H63V131L65 130V128H64V130H62V129H58L57 128V130H58V132L60 133L61 132V130H62V133H60V134H68V135H71V137H72V135H73V137H76L77 138V140L76 139H74L73 137L71 138V137H69V136H66V135H63V137L64 136H66L65 137V142L66 143H59L58 145H62L61 146V148L62 147H64V146H68L67 144L69 143V145H71L72 144V141L73 142H76V141H78L79 140V137L80 138H84L85 139V136H83L82 135V132L84 133H87L86 132V130L88 131V132H92V130L91 129H89V125H92V124H90L89 122H92L93 124H95L96 126H98L99 127V131L101 130V132H102V129H101V126L102 127H104L103 128V130L104 129H106V131L108 130V132L109 133H104V134H102L101 132H99V133H101L102 135H104V136H106L107 134H109V137H112V135L114 134V132H118L119 130L121 131V129H123L122 128V126L121 125H124V124H122L124 121H125V125H127V122H126V120L128 121V123H129V120H131L132 118H136V117H130L129 115L131 114L130 112H128V113H130V114H128L127 113V111L126 110H129V111H131L132 109H130V108H127V105H129V103L127 104V94H126V92H128L127 90H129L130 88H131V90L133 89V87H128V86H126L127 87V90H124V91H121L119 88H120V86H122V85H120V81H121V76H118V77H116V75L119 73V75L121 74L120 72H119V70H120V68L118 69L117 67H120L121 66V69H122V72H123V68H122V66L123 65H126L127 64V62L128 61H126L125 62V60L124 59H126L127 60V58L129 57H131V58H133V59H131V60H134V63H141V61H146V63L144 62H142L143 64H140L142 67H141V69H139L140 70V72L137 74V75H139V77H141V78H144L143 76H145L144 75V73H146L147 74V72H144L143 73V69H144V67H145V70H146V68L148 67V61H149V59H148V55L147 54H149V53H144L145 54V56H144V54L143 55H141V54H139L138 52L139 51H137L136 52V50L132 47V46H135V44H137L138 42H137V40L140 42V38L142 39V37H144L143 39L145 40L146 38L148 39V44L150 45V46H148V44H147V42H145L144 40V42L142 43V44H144L145 46H148L149 48H151V46H155V50H156V47L157 46H159V45H162L163 47H173V46H179V44H181V42L178 44V42L177 43H175V40L173 41H171L170 40V38H169V40H166V41H163V43L161 42V41H159L160 39H161V37H159V40H158V38L157 39H155L154 37H156L155 35L154 36H152V34H150V35H148V32H150V30L151 29H149L150 27H151V22H152V24L154 23L155 24V21L158 19L159 20V18H157L156 20H153L154 19V17L156 16V17H158V16H160V14L159 13H161L162 11H163V13H165L164 12V8H165V6L164 7H161L160 6V2H159V0H141V1H143L142 2V4L144 5V3H145V10L144 11H140V6H139V8H138V6H137V9L140 11V12H147V15H146V13H145V15H144V13H140L141 15L143 14L144 15V18L146 19H144V21H143V19H142V17L140 18V19H135L134 18V20L132 21V24H133V26L131 27V32L130 33H132V35L133 36H131L130 34H128V38H127V40H125V41H127L129 44H131V45H128V43L127 42H124V43H122V45H120L119 47H121L120 49H117L116 47L115 48H112V46H114L115 44H112V43H114L115 42V40L116 39H113L114 37H115V35L116 34H114L113 36L111 35V37H110V33L112 34V30L113 29H109L110 27H108L107 28V30H108V32H106V31H104V28H105V26L103 25V23H99L97 20V22L94 20V18H97V17H93V13H94V11L93 10H88L87 9V5H86V3H84L86 6H84L85 8H83V7H81L83 4H81V2L82 1H85L86 2V0H69V1H71V3L73 4H71V3H68V6H69V4L72 6V8L70 9V11H73L74 12V14L72 13V12H65L64 11V9L65 8H68V7H65L64 9L63 8H61L60 10H59V13L62 11V12H64V13H62V15H64V17L66 18H63V19H60L61 17H59L58 15H59V13H57V15L55 14V16H57L59 19L57 20L59 23H58V25L60 26H55L57 23V21H55V19L54 18H52V15H54V14H52L53 12H55V11H53L52 9H54V6H55V8H56V10H57V4H58V6H60V7H62V5L64 6V4H65V2L67 3V0L66 1H62V0H60V1H62V2H56L57 4H55V2H54V4H52L51 5V0H50V5L52 6V7H50L51 8V10L53 11V12H51V10H50V8H49V6L48 5H46V3L43 5L42 3H44V2H47ZM54 1V0H53ZM88 1H89V3H88ZM87 1V4H88V8H90L89 6H91V8H93L94 7V9H95V7L97 6V5H95V6H93L91 3H94V1L93 0H88ZM93 1V2H92ZM96 1V0H95ZM104 1V0H103ZM106 1H108V5L107 4H104V5H107V6H110L109 4H111V3H115V2H117L118 4H116V6H120V7H117V8H119L118 10L119 11H121L120 10V8L122 9V11H123V14L125 13V15H127V14H131V10H132V12H134V8H135V6H134V8L133 9H131L132 8V1H133V3H134V0H114V1H112V2H110L109 0H106ZM119 1H121V2H119ZM124 1H126L127 2V4H128V2H129V4H128V7H126V5H122V3H126V2H124ZM175 1H177V0H175ZM180 1V0H179ZM185 1V0H184ZM195 1V0H194ZM194 1H187V2H190L189 4H191V5H188L189 7V9H192L193 8V6H194V4L195 3H193ZM200 1V0H199ZM202 1V0H201ZM198 2L197 3V5L195 4V6H194V9L196 10H194L196 13H194V17L193 16H191V21L189 20V22L191 23L190 24V27H189V25L188 26H186V24H185V26H186V30H188V27L192 30L193 28L195 29V27H199L200 28V26H201V28H202V24L203 23H207L206 24V26H205V28H206V30L204 31V33H203V35H202V39L200 38V37H198L197 35V38L195 39V40H201L200 42L198 41H195L196 43H197V45H198V51H199V49H200V53H199V55L201 54V57H203L204 58V60H199V59H202L200 56V58L198 59L197 58V56H195L194 54H196V55H198L197 53V50H195V48L197 47V45H195V43L193 44V42L192 43H190V44H192V49L193 50H195L196 52H194L192 49H191V46H190V48H188L189 46L188 45H190V44H188L187 45V47H186V45L184 46V44H182L183 45V47L185 48V49H187V50H190L191 52H189V53H184V55L186 54L187 55V57H184V55H183V57L180 55L179 56V54H176L177 52H179V53H183L181 50H182V48H181V52L178 50L176 53L174 52V48H172L173 49V52L175 53L172 57L170 56L169 57V59H168V61H169V63L167 64V66H169V68H167V67H165V68H163V69H169V70H173L174 68H172V67H175L176 66V69L177 70H174L173 72H174V74L172 75V76H174L175 74H176V76H180L182 73V71H184L185 69H190L191 67L193 68V65H192V62L195 60V59H198L200 62H202L201 63V65L199 64H197L196 62H193V64L196 66H194V70H195V68H199L200 66H202V67H204V70H202V71H209V69H210V67L211 66H215V65H213L214 63H215V61H216V59L220 56L218 53H216L215 52V50L214 49H216L217 47H220L218 44L219 43H221L222 41H224V42H228V41H231V40H233V38H231V37H222V41L221 42H219L218 43V41L216 42V43H218V44H216L217 45V47L215 46L214 47V49L211 51V49L210 48H208V45H209V42L211 43V44H214L211 40L213 39L214 40V38L212 37V39L210 38L211 36V34H213L215 37L218 35V37H219V34L221 33L220 31H218V32H220V33H217V34H215V30H214V28L215 27H219L217 30H220V28L222 29V28H224L223 27V25H222V27H220L219 26V24L218 23H221L222 21L221 20H219L218 19V17H217V20L219 21H217V20H215V21H213V19H211V18H209L210 16H209V13H213L212 11H216V10H220V8L218 7L220 4H221V1H225L224 3H222V5L223 4H225L226 2L228 3V5H229V7H230V4H229V2L230 1H232V0H230L229 2L228 1H226V0H203L202 2ZM262 1V0H261ZM102 2V1H101ZM100 1H99V3H101ZM174 2V1H173ZM237 2V1H236ZM245 2V1H244ZM259 2V1H258ZM257 2V3H258ZM264 2V1H263ZM262 2V3H263ZM34 3H36V5H37V7L39 8V11H41V10H45V9H40V8H44V6L46 5L47 7H48V9H49V11L51 12H49L48 10H47V7H46V10L48 11V14H45V16H49L48 18L51 20H49L50 21V23L51 22H53L54 23V26L55 27H50V26H45V24H47L48 23V21H47V23H44L46 20H44V17L42 16H40V17H37V16H35V15H38V14H36L35 12H33V10L32 9H34L35 11H37L36 9H38L37 7H35L33 4ZM53 3V2H52ZM62 3H64V4H62ZM83 3V2H82ZM104 3V2H103ZM106 3V2H105ZM130 3H131V7L129 6L130 5ZM138 3V2H137ZM141 3V2H140ZM178 3V2H177ZM180 3H182L181 4V6L183 5V9L185 10V12H187L186 11V9L185 8H187L186 6H184V4H186V3H184L183 2V0L182 1H180ZM227 3H226V5H227ZM242 3V2H241ZM246 3V2H245ZM254 3V2H253ZM260 3V2H259ZM258 3V5H256V6H253V8L254 7H256V9L258 8V6L260 5ZM261 3V13H263L264 12V8H262V7H264L263 5L264 4H262ZM32 4V5H31ZM48 4V3H47ZM95 4H97L96 2H95ZM102 4V3H101ZM162 4V3H161ZM174 4V3H173ZM192 4H193V6H192ZM232 4V3H231ZM244 4V3H243ZM0 5H2L1 4V2H0ZM112 5H114V4H112ZM112 5H111V7H112ZM122 5V6H121ZM136 5H138V4H136ZM142 5V6H143ZM176 5V4H175ZM221 5V6H222ZM226 5H223V6H226ZM30 6H32V7H30ZM40 6H42V7H40ZM103 6V5H102ZM141 6V7H142ZM177 6V5H176ZM192 6V7H191ZM241 6V5H240ZM59 7V8H60ZM76 9H75V8ZM228 7V6H227ZM234 6H232V7H230L231 9L233 8ZM237 7V6H236ZM244 7V6H243ZM252 7V6H251ZM0 8H1V6H0ZM31 8V9H30ZM70 8V7H69ZM100 8L102 9V11L105 9H107V7L105 8V6H103V7H101V5H100ZM99 8V9H100ZM113 8V7H112ZM116 8V9H117ZM128 8H130V9H128ZM147 8H149V10H147ZM187 8V9H188ZM225 8V7H224ZM238 8H239V6H238ZM111 9V8H110ZM114 9V8H113ZM179 9V8H178ZM229 9V8H228ZM240 9V8H239ZM247 9V8H246ZM255 9V12L258 14V12H259V9H257L256 10ZM32 11L34 14H32L31 15V17H30V15H28V13H29V11ZM76 10V11H75ZM96 11L98 10V7H97V9H95ZM104 10V11H105ZM128 10H130V12L129 13H127V12H125V11H128ZM171 10V9H170ZM193 10V9H192ZM235 10H237V8H235ZM249 10V9H248ZM30 11V12H31ZM38 11V13H46L45 11L44 12H39ZM101 11V12H102ZM103 11V12H104ZM114 11H116V10H114ZM121 11V12H122ZM173 11V10H172ZM176 11V10H175ZM188 11H191V10H188ZM229 11V10H228ZM231 11H233V10H231ZM250 11V10H249ZM2 12V11H1ZM100 12V13H101ZM106 12H107V10H106ZM120 12V13H121ZM174 12V11H173ZM182 12H184V11H181V14L183 15V13ZM184 12V13H185ZM66 13H69V14H66ZM105 13V12H104ZM104 13H101L102 15H105ZM110 12L108 11V14H109ZM116 13H119L118 11L116 12ZM115 13V14H116ZM137 13V12H136ZM172 13V12H171ZM170 13V14H171ZM180 13V12H179ZM191 13V12H190ZM217 13H219V12H217ZM222 13V12H221ZM232 13V12H231ZM66 14V15H65ZM70 14H72L73 15V19L71 20V18H67V15H68V17L69 16H71ZM108 14H107V17H105L106 19H108ZM166 14H169V13H165V15ZM173 14H175V12L173 13ZM173 14H171L172 15V18H174L173 16ZM197 14V15H196ZM225 14H227V13H225ZM224 14V15H225ZM257 14H256V16H257ZM39 15H44V14H39ZM38 15V16H39ZM95 15H96V13H95ZM99 15V14H98ZM110 15V14H109ZM124 15V16H125ZM158 15V16H157ZM164 15V14H163ZM171 15H168V16H170L171 17ZM177 15H179V14H176V16ZM181 15V16H182ZM186 15V14H185ZM185 15H183V16H185ZM187 15H188V13H187ZM196 15V16H195ZM212 15V14H211ZM213 15H214V13H213ZM216 16L218 15V14H215ZM232 15V14H231ZM235 16H236V14H234ZM254 15H255V13H254ZM33 16V17H32ZM50 16H51V18L52 19H54L53 21H52V19L50 18ZM121 16H122V14H121ZM129 16V15H128ZM138 16H140V15H138ZM168 16H166V18H168ZM175 16V17H176ZM188 16H190V15H188ZM219 16V15H218ZM226 16V15H225ZM32 19V18H35V20L34 21H32L30 18ZM93 17V18H92ZM101 17V16H100ZM104 17V16H103ZM130 18H132L131 17V15L129 16ZM161 17V16H160ZM177 17H179V16H177ZM193 17V18H192ZM212 17H214V16H212ZM232 17V16H231ZM259 17H261V14L259 15L258 14V19H259ZM263 17V16H262ZM56 18V17H55ZM121 18V17H120ZM127 18V17H126ZM165 18V17H164ZM179 18H181V17H179ZM178 18V20H176V18H175V20H176V22L175 21H172V19H166V20H171L172 22H175V23H177L178 21H181L180 19ZM221 18V17H220ZM264 18V17H263ZM45 19H47V17H45ZM57 19V18H56ZM70 19V21L71 22H67L68 20ZM119 18L117 17V16H114V17H112V16H110V18L106 21L105 19V21L107 22V25L109 24V23H111V25H108V26H113V25H116V26H118L119 27V25H121L120 23H118L117 22V20H118ZM122 19V18H121ZM142 19V20H141ZM182 19V18H181ZM214 19H216V18H214ZM222 19V18H221ZM245 19V18H244ZM243 19V20H244ZM257 19V18H256ZM60 20V21H59ZM62 20H64V21H62ZM67 20V21H66ZM85 20H87V21H85ZM90 21V23H89V26H90V30H89V28L87 29V27H83V25H82V23L85 21L86 23L87 22H89ZM102 20V19H101ZM124 20V19H123ZM162 20V19H161ZM174 20V19H173ZM226 20V19H225ZM263 20V19H262ZM66 21V22H65ZM103 21V20H102ZM126 21H127V19H126ZM160 21V20H159ZM165 21V20H164ZM183 21V20H182ZM221 21V22H220ZM231 21V20H230ZM229 21V22H230ZM236 21V20H235ZM240 21V20H239ZM264 21V20H263ZM42 22V23H41ZM129 22V21H128ZM127 22V23H128ZM218 22V23H217ZM228 22V23H229ZM233 22V21H232ZM10 23H12V24H10ZM49 23V24H50ZM53 23H52V26H53ZM56 23V24H55ZM68 25L69 23H71L72 24V26L71 27H69V28H66L67 27V25ZM158 23V22H157ZM179 23V22H178ZM177 23V24H178ZM223 23V22H222ZM221 23V24H222ZM259 23V22H258ZM5 24V23H4ZM24 25V27L22 26V25ZM62 24H63V26H62ZM66 25V27L64 28V26ZM84 24V23H83ZM100 24H102L103 26H101ZM105 24V23H104ZM113 24V25H112ZM153 24V25H154ZM159 24V23H158ZM162 24H164V23H162ZM180 24V23H179ZM224 24V23H223ZM242 24V25H241ZM241 24H239V25H241L240 27H243V23L241 22ZM256 24V23H255ZM70 25V24H69ZM75 25V26H74ZM87 25V24H86ZM106 25V24H105ZM131 25V24H130ZM152 25V26H153ZM157 24H155L154 26H156ZM165 25V24H164ZM226 25V24H225ZM228 25V24H227ZM231 25V24H230ZM256 25H258V24H256ZM3 28H2V27ZM13 26V27H12ZM159 26V25H158ZM161 26H163V25H161ZM260 26V25H259ZM21 27H19V30H22V29H20ZM48 27V28H47ZM50 27V28H49ZM60 29H59V28ZM122 27V26H121ZM181 28L183 27V25H181L180 26ZM226 27V26H225ZM229 28H231L232 26H228ZM228 27H227V29H228ZM237 27V26H236ZM253 27H254V25H253ZM256 27V26H255ZM254 27V28H255ZM5 28H7L6 30H5ZM29 29V30H27V29ZM53 30H52V29ZM85 28L87 29V30H85ZM113 28V27H112ZM117 28V27H116ZM124 28V27H123ZM122 28V30H124ZM152 28V27H151ZM155 28V27H154ZM180 28V29H181ZM204 28V29H205ZM245 28V27H244ZM129 29V27L127 28V30ZM179 29V30H180ZM184 29L185 28H183V30L181 29V31H180V33L182 32H184ZM203 29V28H202ZM246 29V28H245ZM248 29V28H247ZM260 29V28H259ZM4 30H5V34L3 33L4 32ZM13 30V31H12ZM27 30V31H26ZM105 30H106V28H105ZM117 30H118V28H117ZM116 29H114L113 30V32L114 33H116L115 31H117ZM119 30H120V32H122L121 31V29L119 28ZM126 30V31H127ZM154 30H156V29H154ZM214 30V31H213ZM234 30V29H233ZM255 30V29H254ZM6 31L7 32H11V34L10 33H6ZM16 31V32H15ZM26 31V32H25ZM29 31V32H28ZM52 31H53V35H55V36H53L52 35ZM84 31H88V32H86V33H84ZM126 31H123L122 33L124 34V36H125V33H127ZM153 31V30H152ZM190 31V30H189ZM223 31H225V30H223ZM222 31V32H223ZM238 31V30H237ZM243 31H244V29H243ZM13 32V33H12ZM25 32V33H24ZM157 32H158V30H157ZM214 32V33H213ZM247 32V31H246ZM256 32V31H255ZM109 33V34H108ZM121 33V34H122ZM152 33V32H151ZM185 33H187V31L185 32ZM201 33V34H202ZM251 33V32H250ZM253 33V32H252ZM251 33V34H252ZM257 33V32H256ZM260 33H262V32H260ZM8 34V35H7ZM58 34V35H57ZM121 34H117V35H121ZM240 34V33H239ZM250 34V35H251ZM7 35V36H6ZM137 35H138V38H137ZM199 35V34H198ZM221 35V34H220ZM236 35V34H235ZM241 35V34H240ZM245 35V34H244ZM244 35H243V37H244ZM47 36V38H45ZM51 36V37H50ZM130 36V37H129ZM149 36V37H148ZM151 36V37H150ZM185 37H186V35H184ZM183 36V37H184ZM201 36V35H200ZM252 36V35H251ZM259 36H260V34H259ZM259 36H258V38H259ZM218 37H217V39H218ZM221 37V36H220ZM246 37V36H245ZM250 37V36H249ZM248 37V38H249ZM257 37V36H256ZM22 38H25V37H22ZM32 38V37H31ZM34 38H32V40L34 39ZM43 38H45V39H43ZM51 38H54V40L52 39L51 40ZM112 38V40H110ZM124 38L125 37H123V40L121 39V41L123 42L124 41ZM131 38V39H130ZM134 38H136V39H134ZM168 38V37H167ZM181 39H183L182 37H180ZM180 38H178V40L180 39ZM199 38V39H198ZM236 38H238V37H236ZM240 38V37H239ZM251 39L253 38V36L252 37H250ZM119 39V38H118ZM131 41H129V40ZM188 39V38H187ZM187 39H186V41H185V43H187ZM208 39H209V41H208ZM220 39V38H219ZM36 40H33V41H36ZM113 40H114V42H113ZM132 40H134L135 42H137V43H135L134 41V43H132ZM165 40V39H164ZM216 40V39H215ZM253 40H254V38H253ZM252 40V41H253ZM3 41V42H2ZM37 41V42H38ZM112 41V43H109V42H111ZM119 42H120V40H118ZM181 41V40H180ZM250 41V40H249ZM262 41L263 40H260V42L262 43ZM43 42V43H44ZM233 42V41H232ZM253 42H255V40L253 41ZM252 42V43H253ZM257 42V41H256ZM42 43V45H44ZM121 43V42H120ZM231 43V42H230ZM46 44V43H45ZM51 44V43H50ZM111 44H112V46H111ZM116 44H118V42L116 43ZM126 44L128 45V46H126ZM134 44V45H133ZM177 44V45H176ZM222 44V43H221ZM231 44H233V43H231ZM235 44V43H234ZM242 44V43H241ZM248 44V43H247ZM246 44V45H247ZM119 45V44H118ZM193 45H195L196 47H194ZM227 45V44H226ZM249 45L250 44H248L247 46V48H249ZM255 45V44H254ZM28 46V47H27ZM51 48H52V45H49ZM54 45H53V47H55ZM117 46V45H116ZM124 46V47H123ZM139 46V45H138ZM210 46V45H209ZM231 46V45H230ZM244 46V45H243ZM251 46V45H250ZM29 47H30V49H29ZM144 47V46H143ZM244 47H246V46H244ZM252 47V46H251ZM254 47V46H253ZM45 48H47V46L45 47ZM45 48H43V50L45 51L46 49ZM122 48H124V49H122ZM138 48V47H137ZM146 48V47H145ZM205 48H208L207 50H204ZM212 48V47H211ZM243 48V47H242ZM29 49V50H28ZM49 48H47V50H48ZM116 49L118 50V51H123V50H125V51H123L124 53H126L127 55H128V57H127V55H124V53L122 52H119V53H117V51H116ZM122 49V50H121ZM147 49V48H146ZM163 49V48H162ZM166 49H168L169 50V48H166ZM178 49V48H177ZM176 49V50H177ZM218 49V48H217ZM216 49V50H217ZM220 49V48H219ZM240 49V48H239ZM250 49V48H249ZM252 49V48H251ZM250 49V50H251ZM42 50V51H43ZM50 50H54V48L53 49H50ZM49 50V51H50ZM135 50V51H134ZM151 50V49H150ZM149 50V51H150ZM154 50V51H155ZM157 50H158V47H157ZM167 50V51H168ZM184 50V49H183ZM204 50L205 52L207 51V52H209V51H211L210 53H205L207 56H210L209 58H205V54L204 53H202V51ZM209 50V51H208ZM244 50H246L245 48H244ZM254 50V49H253ZM86 52V51H88V55H87V53L83 56V53L82 52ZM90 51V52H89ZM142 51H144V50H142ZM146 51V50H145ZM148 51V52H149ZM153 51V50H152ZM153 51V52H154ZM162 51V50H161ZM203 51V52H204ZM226 51V50H225ZM238 51H240V50H238ZM255 51V50H254ZM151 52V51H150ZM164 52V51H163ZM166 52V51H165ZM169 53H168V56H169V54H170V51H168ZM172 52V53H173ZM187 52V51H186ZM193 52H194V54H193ZM214 52V53H213ZM218 52V51H217ZM221 52V51H220ZM248 52H250V51H248ZM32 53V52H31ZM36 53V54H35ZM47 53V52H46ZM82 55H81V54ZM152 53V52H151ZM191 53L194 55H191ZM216 53V54H215ZM223 53V52H222ZM235 53V52H234ZM238 53V55L237 56H239V57H237L240 61H243V59H244V61L246 60L247 62L249 61L248 60V56H246V52H245V54L243 55L242 53H244V51L242 52H237ZM236 53V54H237ZM24 54V55H25ZM35 54V55H34ZM81 55V57H79L80 55ZM154 53H152V55H153ZM218 54V55H217ZM23 55V56H24ZM28 55V54H27ZM45 55V54H44ZM44 55H42L41 56V58L42 59H45V57H43ZM150 55V54H149ZM202 55H205V56H202ZM213 55V56H212ZM253 55V54H252ZM255 55V54H254ZM257 55V54H256ZM46 56H47V54H46ZM163 56V55H162ZM166 56V55H165ZM164 56V57H165ZM218 56V57H217ZM222 56H224L223 54H222ZM244 56V57H243ZM245 56H246V58H245ZM40 57V56H39ZM211 57H215V61H214V59H212ZM217 57V58H216ZM234 57V56H233ZM18 58V59H17ZM40 58V59H41ZM116 58V59H115ZM154 58V57H153ZM159 58V57H158ZM163 58V57H162ZM166 58V57H165ZM195 58V59H194ZM264 58V57H263ZM45 59V60H46ZM53 59H54V61H53ZM118 59V61H116ZM130 59H129V61H130ZM148 59V60H147ZM150 59H151V57H150ZM155 59V58H154ZM164 59V58H163ZM20 60V59H19ZM140 60V61H139ZM152 60V59H151ZM150 60V63H152L153 61H151ZM158 60V59H157ZM160 61H161V59H159ZM159 60L157 61V62H159ZM236 60V59H235ZM234 60V61H235ZM136 61V62H135ZM182 62V63H180V62ZM245 61V62H246ZM57 62V61H56ZM55 62V63H56ZM58 62V63H59ZM118 62V63H117ZM120 62H124L125 64H121ZM130 62H131V64H130ZM129 62V65H131L132 67H133V65H136V64H134L133 63V61H130ZM156 62V63H157ZM165 62V61H164ZM180 63V64H182V66L183 65H185V64H188L189 63V65H190V63H191V67L189 68V67H187V68H185V69H183V67H185V66H183L182 67V69H180V70H182L181 72H180V70H179V68H181V67H179V66H177V65H175L174 66V64H178V63ZM185 62H187V63H185ZM231 62H233V61H231ZM109 63V64H108ZM137 63V64H138ZM149 63V64H150ZM154 63V62H153ZM159 63H161V62H159ZM249 63V62H248ZM259 63H261V62H259ZM17 64L15 65V66H17ZM99 64H102V66L100 67L101 69H99V67H98V65ZM116 64V65H115ZM120 64V65H119ZM139 64L137 65V66H139ZM165 64H166V62H165ZM179 64V65H180ZM217 64H219V63H217ZM107 65V66H106ZM143 65H144V67H143ZM147 67H146V66ZM152 65H156V67H158L157 65L158 64H152ZM197 65L199 66V67H197ZM259 65H261V64H259ZM14 66V67H15ZM116 66V67H115ZM137 66L135 67V68H137ZM239 66V65H238ZM249 66V65H248ZM262 66V65H261ZM123 67H126V66H123ZM129 67V66H128ZM149 67H150V65H149ZM148 67V68H149ZM161 67V66H160ZM202 67H200V68H202ZM234 67V66H233ZM12 68H13V70H12ZM114 68H116V69H114ZM138 68H140V67H138ZM155 68V67H154ZM172 68V69H171ZM192 68L190 69V70H192ZM205 68L207 69V70H205ZM232 68V67H231ZM237 68V67H236ZM240 68V67H239ZM101 70V71H99V70ZM129 69H131V68H129ZM134 69V68H133ZM156 69V68H155ZM158 69V70H157ZM156 70H157V72L160 70V68H157ZM161 69H162V67H161ZM203 69V68H202ZM211 69H212V67H211ZM211 69H210V71H211ZM236 72H241V71H237V69H235V68H233ZM256 69V68H255ZM138 70V69H137ZM154 70V69H153ZM156 70H154V72L152 73V71H150V72H148V74H149V76H151L150 74H153V75H155V71ZM188 70H186V71H188ZM201 70V69H200ZM239 70V69H238ZM241 70V69H240ZM250 70H253L252 68H251V66H250ZM249 70V71H250ZM146 71H148V70H146ZM162 70H160L159 72H161ZM209 71V72H210ZM212 71H213V69H212ZM218 71V70H217ZM216 71V72H217ZM232 71V70H231ZM248 71V72H249ZM135 72H137L136 71V69H135V71H134V74H135ZM143 73V76H142V74H141V76H140V73ZM168 72V71H167ZM172 72V71H171ZM171 72L169 73L170 75H171ZM177 72V73H176ZM213 72H215V71H213ZM212 72V73H213ZM236 72H232L233 73V76L235 75L236 77L239 75L238 73H237V75H236ZM253 72V71H252ZM255 72V71H254ZM258 71L256 70V72L255 73H257ZM52 73H54V74H52ZM131 73V72H130ZM179 73H181V74H179ZM208 73V72H207ZM218 73V72H217ZM215 73V79L214 80H216V76L218 77L217 78V80H219V78L221 77V79L224 81V84L225 85H227V87H226V89L224 88V86H223V88L222 89H224V92H223V90L220 88L222 85L220 84V83H222V80L220 79V83H218V81H215V82H212V83H215L216 84V82L218 83V84H220V86H218V88H219V90L220 91H216V85H218V84H214V86H216V87H212V85L210 86V84H209V82H210V80H207V83L209 84V85H202V82H200V83H198V84H195V82H193L192 81V83H191V81H189L190 83H191V85H195L197 88H199V87H204L205 89H202V90H204V91H207V92H209L210 93V91H211V96H213V97H218V98H220V99H222V98H224V97H226L227 95H229V94H231L232 92H235V91H237L238 89H240L241 88V86H239L240 88H236V86H238V84H235L236 83V81L235 80H233V79H235L236 77H233L232 76V74H230V72H229V74L227 73V75H226V77H225V75H224V77L225 78H227V79H223V74L222 73ZM242 73H243V71H242ZM255 73H253V74H255ZM57 74H58V76H57ZM67 75H68V73H66ZM124 74V73H123ZM147 74V75H148ZM158 74V73H157ZM162 76L164 77V76H166V75H164V73L162 72ZM245 74V73H244ZM260 74V73H259ZM54 76V77H52V76ZM66 75V76H67ZM136 75V74H135ZM146 75V76H147ZM159 75V74H158ZM169 75V77H171ZM211 75V74H210ZM246 75V74H245ZM251 76H252V74H250ZM256 75L257 74H255L254 76L256 77ZM263 75V74H262ZM49 77L50 76V78H47V77ZM61 77H62V75H60ZM65 76V77H66ZM126 76V75H125ZM133 76V75H132ZM145 76V77H146ZM161 76V75H160ZM227 76H230L229 78L227 77ZM240 76V75H239ZM238 76V77H239ZM249 76V75H248ZM261 76V75H260ZM69 77H71V74L69 75ZM69 77H66V78H69ZM152 77V76H151ZM150 77V78H151ZM168 77V76H167ZM182 77V75L180 76V78ZM213 77V78H214ZM233 77V78H232ZM60 78V77H59ZM130 78V77H129ZM48 79V80H47ZM73 79V78H72ZM84 79V78H83ZM136 79V78H135ZM162 79V78H161ZM165 79V78H164ZM174 80L175 79V81L178 79V77H174V78H171V80ZM261 79V78H260ZM43 80H45L48 84H46L45 83V81L43 82ZM61 80V82H62V80L63 79H60ZM65 80V79H64ZM66 80H68V79H66ZM66 80H65V82H66ZM85 80V79H84ZM98 80V81H99ZM137 80V79H136ZM163 80V79H162ZM162 80H160L161 82H162ZM171 80H167L168 82L169 81H171ZM229 80L231 81L230 83H228L227 84V82H229ZM233 80V81H232ZM237 80V79H236ZM69 81V80H68ZM67 81V82H68ZM140 81H141V79H140ZM165 81L166 80H164V83H165ZM174 81V82H175ZM196 81V80H195ZM225 81H227V82H225ZM235 81V82H234ZM239 81V80H238ZM58 82H60V81H58ZM69 82H71V81H69ZM94 82V81H93ZM102 82H101V84H102ZM155 82H157L156 80H155ZM188 82V83H189ZM199 82V81H198ZM241 82V81H240ZM244 82V81H243ZM256 82V81H255ZM261 82V81H260ZM44 83H45V87H49V89L48 88H44L43 86H44ZM63 83V82H62ZM92 83V82H91ZM95 83V82H94ZM93 83V84H94ZM154 83V82H153ZM158 83V82H157ZM163 83V84H164ZM170 83V82H169ZM172 83V82H171ZM170 83V84H171ZM189 83V84H190ZM237 83H239V82H237ZM245 83V82H244ZM243 83V84H244ZM262 83H263V80H262ZM39 84H42L41 86L43 87V89H45V90H47V92H42L43 94L45 93H47L48 94V96L50 95V97L48 98V100L46 101V100H40L39 98H37V97H35V95H33V94H35V93H37V92H35L34 93V90H36V91H39L38 89H40L39 87H40V85ZM65 84V83H64ZM68 84V83H67ZM71 84V83H70ZM96 85H98L99 86V84H100V82L97 84V81H96V83H95ZM156 84V83H155ZM162 84V83H161ZM204 84V83H203ZM242 84V83H241ZM95 85V86H96ZM190 85V86H191ZM236 85V86H235ZM240 85V84H239ZM246 85V84H245ZM243 86L241 89L245 92V91H249V90H244V87L246 88L247 87V85L246 86ZM255 85V84H254ZM264 85V84H263ZM51 86H52V88H51ZM72 86V85H71ZM74 86V85H73ZM104 86V85H103ZM167 86H169V84L167 83ZM207 86H210L211 87V89L209 90H206V88H208ZM38 88V89H35V88ZM82 87H78V89L79 90H82ZM89 87V86H88ZM123 88H125V86H122ZM192 87V86H191ZM249 87V86H248ZM64 88V87H63ZM68 88V87H67ZM76 88V87H75ZM93 88V87H92ZM98 88V87H97ZM100 88V87H99ZM98 88V89H99ZM194 88V87H193ZM196 88V89H197ZM215 88V89H214ZM256 88V87H255ZM42 89V88H41ZM122 89V88H121ZM136 88H134L133 90H135ZM240 89V91H242ZM251 89H253V88H251ZM64 90V89H63ZM77 90V89H76ZM86 90V91H85ZM97 90V89H96ZM100 90V89H99ZM100 90V91H101ZM139 90V89H138ZM194 90V89H193ZM201 90V91H202ZM0 92L2 95H3V92ZM100 91H98V92H100ZM126 91V92H125ZM139 91H141V90H139ZM145 91V90H144ZM222 91V92H221ZM242 91V92H243ZM53 92V93H52ZM82 92V91H81ZM112 93V92H114V94H115V96H114V94H113V96L114 97H112V96H110V95H108L109 93ZM116 92V93H115ZM121 92H123L124 94H126V99H123V98H121ZM130 92V91H129ZM148 92V91H147ZM206 92V93H207ZM39 94L41 93V91H39L38 92ZM37 93V94H38ZM68 93V92H67ZM71 93H70V95H71ZM91 93V94H90ZM133 93H135V92H133ZM138 92H136V94H137ZM142 93V92H141ZM146 93V92H145ZM200 93V92H199ZM202 93V92H201ZM223 93H225L224 94V97H223ZM7 94H5L6 96H7ZM47 94H46V96H47ZM69 94V93H68ZM107 94V95H106ZM154 95V97L156 96L157 97V95L158 96H161V95H159L158 93L156 94V93H153ZM204 94V93H203ZM213 94V95H212ZM235 94H236V92H235ZM239 94V93H238ZM60 95V94H59ZM59 95H57V96H59ZM63 95V94H62ZM61 95V96H62ZM95 95V94H94ZM139 95H140V93H139ZM150 95V94H149ZM162 95H164L165 96V94H163L162 93ZM232 95V94H231ZM234 95V94H233ZM232 95V96H233ZM240 95V94H239ZM45 96V97H46ZM92 96V97H91ZM138 96V95H137ZM152 96V97H153ZM168 96V95H167ZM44 97V98H45ZM111 97V98H110ZM119 99H118V98ZM123 97V96H122ZM124 97V98H125ZM131 97V93H130V95H129V98ZM141 97V96H140ZM150 97V96H149ZM148 97V98H149ZM155 97V98H156ZM162 97V96H161ZM169 97V96H168ZM227 97H229V96H227ZM226 97V98H227ZM245 97V96H244ZM65 98V97H64ZM63 98V99H64ZM67 98V97H66ZM65 98V99H66ZM136 98V97H135ZM164 98V97H163ZM170 98V97H169ZM225 98V99H226ZM233 98V97H232ZM257 98V97H256ZM255 98V99H256ZM53 99V98H52ZM59 99V98H58ZM61 99V98H60ZM62 99V100H63ZM68 99V98H67ZM145 99V98H144ZM147 99V98H146ZM151 99H153V98H151ZM157 99H159V98H157ZM185 99V98H184ZM183 99V100H184ZM230 99V98H229ZM244 99V98H243ZM254 99V100H255ZM56 100V99H55ZM62 100H61V102H62ZM126 100V101H125ZM129 101H130V99H128ZM134 100V99H133ZM132 100V101H133ZM138 100V99H137ZM140 100V99H139ZM153 100H155V99H153ZM152 100V101H153ZM164 100V99H163ZM166 100V99H165ZM164 100V101H165ZM240 100V99H239ZM238 99H237V101H239ZM253 100V98H246V102L247 103H252L253 104V102H256V101H254ZM257 100V99H256ZM259 100V99H258ZM1 101V100H0ZM9 101V102H10ZM60 101V100H59ZM66 101V100H65ZM135 101V100H134ZM133 101V102H134ZM144 101V100H143ZM160 101H162L161 99H160ZM160 101H159V103H160ZM163 101V102H164ZM188 101H189V99H188ZM236 101V100H235ZM241 101V100H240ZM260 101V100H259ZM258 101V102H259ZM67 102H70V101H68L67 100ZM140 102V101H139ZM147 102V101H146ZM156 102V101H155ZM163 102H161V105H162V103ZM171 102V101H170ZM170 102H166L167 103V105L165 106L164 105V107H166V108H168V106H173L174 107V102L173 103H170ZM182 102H186L185 100L184 101H182ZM244 102V101H243ZM242 102V103H243ZM6 104H8V106L10 105L9 103H7V102H5ZM71 103V102H70ZM78 103L80 104V105H78ZM132 103V102H131ZM165 103V102H164ZM194 103V102H193ZM245 103V102H244ZM92 104H97L96 106H98L99 107V105L100 106H103L102 108L101 107H99L100 108V110H99V108H97L99 111L98 112H96L97 110H95V112L92 110L91 111V105ZM133 104V103H132ZM144 103H142V105H143ZM173 104V105H172ZM175 104H177V103H175ZM179 104V103H178ZM4 105V104H3ZM3 105H1L0 107H8V106H3ZM81 105H82V108H81ZM141 105V106H142ZM184 107L186 106V105H184V104H182ZM91 106V107H90ZM94 106V105H93ZM138 106V105H137ZM176 107H179V106H177V105H175ZM54 107V106H53ZM95 107V106H94ZM131 107V106H130ZM133 107V106H132ZM135 107H136V104H135ZM139 107V106H138ZM163 107V106H162ZM175 107V108H176ZM261 107V106H260ZM9 109H10V107H8ZM25 108V109H26ZM78 108H80V109H78ZM127 108V109H126ZM161 108V107H160ZM170 108V107H169ZM166 109L165 111H167V110H169L172 114H174V116L176 115V113H174V110L175 109ZM180 108V107H179ZM215 108H216V106H215ZM223 108V107H222ZM5 109V108H4ZM3 109V110H4ZM74 109V108H73ZM90 109V110H89ZM95 109V108H94ZM138 109V108H137ZM165 109V108H164ZM176 109H178V108H176ZM212 109V108H211ZM224 109V108H223ZM2 110V109H1ZM5 110H7V109H5ZM4 110V111H5ZM10 110H12V108L10 109ZM19 110V109H18ZM70 110H71V107H70ZM79 110H81V111H79ZM88 110V111H87ZM139 110V109H138ZM161 110V109H160ZM159 110V111H160ZM162 110H163V108H162ZM179 110V109H178ZM210 110V109H209ZM219 110V109H218ZM233 110V109H232ZM3 111V112H4ZM25 111V110H24ZM83 111V112H82ZM142 111V110H141ZM164 111V112H165ZM177 111V110H176ZM175 111V112H176ZM228 111V110H227ZM11 112V111H10ZM20 112H22V114H23V111L21 110ZM26 113H30L31 115H32V112H30V111H25ZM38 113L39 115H36V113ZM79 112H81V113H79ZM152 112V111H151ZM150 112V113H151ZM153 112H156L155 110L153 111ZM178 112V111H177ZM222 112V111H221ZM235 112H236V110H235ZM7 113V112H6ZM9 113V112H8ZM51 113V112H50ZM139 113V112H138ZM140 113H142V112H140ZM146 113V112H145ZM148 113V112H147ZM149 113V114H150ZM157 113V112H156ZM159 113V112H158ZM166 113V112H165ZM179 113V112H178ZM211 113V112H210ZM214 113H215V111H214ZM232 113V112H231ZM10 114V113H9ZM70 114V113H69ZM73 114H75V113H73ZM153 114V113H152ZM162 114V113H161ZM167 114V116L169 117L170 115V117H172L173 115L172 114H169L168 112L166 113ZM243 114V113H242ZM20 115V114H19ZM31 115H29V116H31ZM131 115H133V114H131ZM140 115V116H139ZM143 115H144V112H143ZM142 115V116H143ZM151 115V114H150ZM211 114H209V116H210ZM216 115H218V116H220L218 113L216 114ZM235 115V114H234ZM25 117H26V115H24ZM53 116V115H52ZM134 116H136V114L134 115ZM137 116H139V117H141V114H138ZM148 117H149V115H147ZM224 116V118H225V115H223ZM238 116V115H237ZM23 117V116H22ZM69 117V116H68ZM75 117H77V116H75L74 115V118ZM151 117H152V115H151ZM155 117V116H154ZM154 117H152V118H154ZM207 117V116H206ZM222 116H220V118H221ZM233 117V116H232ZM28 119H25V120H27V121H29L30 122V124H31V119L30 118H32V116L31 117H27ZM53 118V117H52ZM79 118H75V119H79ZM83 118V117H82ZM130 118V119H129ZM143 118H144V116H143ZM145 118H147V117H145ZM157 118V117H156ZM155 118V119H156ZM173 118V117H172ZM210 118H213V116H210ZM218 118V117H217ZM248 118V117H247ZM22 119V118H21ZM59 119V118H58ZM148 119V118H147ZM165 119V118H164ZM169 119V118H168ZM207 120L209 119V117L208 118H206ZM228 119V117H226V120ZM68 120H71V119H68ZM79 120H81V119H79ZM135 120V119H134ZM138 120V119H137ZM145 120V119H144ZM143 120V121H144ZM151 120V119H150ZM161 120V119H160ZM169 120H171V119H169ZM207 120L205 121V122H207ZM210 120V119H209ZM214 120H216V118L214 119ZM21 121H23V119L21 120ZM75 121V120H74ZM132 122H133V120H131ZM130 121V122H131ZM146 121V120H145ZM152 121V120H151ZM159 120H157V122H158ZM213 121V120H212ZM257 121V120H256ZM260 121V120H259ZM20 121H18V123H19ZM80 122H82L81 123V125H85L84 127H82V126H80ZM87 122V124H89L88 126L85 124ZM141 122H142V120H141ZM149 119H148V124H149ZM153 122H154V120H153ZM154 122V124L156 123V124H158V123H160V122ZM211 122V121H210ZM216 122V121H215ZM221 122V121H220ZM220 122H218V123H220ZM223 122V121H222ZM221 122V123H222ZM258 122V121H257ZM21 123V122H20ZM24 123V122H23ZM26 123V122H25ZM151 123L152 122H150V124L149 125H151ZM220 123V124H221ZM262 123H263V121H262ZM27 124V123H26ZM25 124V125H26ZM29 123H28V125H30ZM153 124V123H152ZM169 124V123H168ZM219 124V125H220ZM264 124V123H263ZM19 125H21V124H19ZM25 125L23 126V127H25ZM76 125H77V127H78V125H79V129H77V127H76ZM124 125V128H129L130 126H125ZM130 125V124H129ZM159 125V124H158ZM172 125V124H171ZM209 125H211V124H209ZM261 125V124H260ZM59 128H63L62 126H59V125H57ZM71 126V127H72ZM155 126H157V125H155ZM154 126V127H155ZM161 126H163V125H161ZM211 126H214L213 124L211 125ZM21 127V126H20ZM28 127H30V126H28ZM153 127V126H152ZM167 127H169V126H167ZM171 127V126H170ZM169 127V128H170ZM22 128V127H21ZM31 128V127H30ZM55 128V130H53ZM87 128V129H86ZM90 128H92V126L90 127ZM126 128V129H127ZM148 128V127H147ZM146 128V129H147ZM196 128V127H195ZM194 128V129H195ZM26 129H27V125H26ZM29 129V128H28ZM78 131H77V130ZM84 131H83V130ZM95 129V128H94ZM93 129V130H94ZM126 129H124L123 131H125L126 132V134L128 133L129 134V132L128 131H126ZM130 129V128H129ZM155 129H157V128H155ZM171 129V128H170ZM175 129H177V127H175ZM23 130L24 131H27V130H25V128H23ZM69 130V131H70ZM90 130V131H89ZM97 130H98V128H97ZM158 130V129H157ZM162 130V129H161ZM20 133L22 132V130L20 131V129L18 130ZM131 131V130H130ZM152 131H153V129H152ZM156 131V130H155ZM19 132H17L18 134H19ZM28 132V131H27ZM64 132H67L66 130L64 131ZM122 132V131H121ZM120 132V133H121ZM125 132H123V133H125ZM146 132V131H145ZM149 133H151L150 131H148ZM158 132V131H157ZM197 132V131H196ZM23 133V132H22ZM55 133V132H54ZM92 133H94V132H92ZM98 133V134H99ZM119 132H118V134H120ZM123 133H121V134H123ZM132 133V132H131ZM130 133V134H131ZM215 133H217V132H215ZM23 134H26L25 132L23 133ZM42 134H44V135H42ZM56 134H57V131H56ZM117 134V135H118ZM120 134V135H121ZM130 134L128 135V136H130ZM152 134H153V132H152ZM218 134V133H217ZM51 135V134H50ZM49 135V136H50ZM92 135V134H91ZM93 135H95V134H93ZM100 135V134H99ZM116 135V136H117ZM151 135V134H150ZM156 135V134H155ZM198 135V134H197ZM21 136V135H20ZM108 136V135H107ZM160 136H161V138H163L162 137V134H160ZM166 136V135H165ZM168 136H170V135H168ZM192 136V135H191ZM22 138H23V136H21ZM24 137V138H25ZM87 137V136H86ZM90 137V136H89ZM93 137H95V136H93ZM93 137H91V139L93 138ZM97 137V136H96ZM99 137V136H98ZM108 137V138H109ZM113 137H114V135H113ZM123 136L121 135V138H122ZM125 137V136H124ZM149 137V136H148ZM195 136H193V138H194ZM200 137H202V136H200ZM220 137V136H219ZM68 138V139H67ZM70 138V139H69ZM117 139H119L118 137H116ZM115 138V139H116ZM120 138V139H121ZM156 138V137H155ZM21 139V138H20ZM26 139V138H25ZM27 139V140H28ZM38 139H40V138H38ZM62 139V140H63ZM71 139H72V141H71ZM88 139V138H87ZM102 139V138H101ZM150 139V138H149ZM157 139V138H156ZM165 139H166V137H165ZM188 139L189 138H187L186 139V141H188ZM195 139V138H194ZM198 139H199V137H198ZM204 138H202V140H203ZM222 139V138H221ZM61 140V141H62ZM69 140H70V142H69ZM88 140H90V139H88ZM87 140V141H88ZM94 140H95V138H94ZM200 140V139H199ZM80 141H82V140H80ZM80 141H78V142H80ZM86 141V142H87ZM103 141V140H102ZM106 141V140H105ZM155 140H153V142H154ZM164 141H166V140H164ZM169 141L171 142V140L169 139ZM173 141V140H172ZM198 141V140H197ZM201 141V140H200ZM240 141V140H239ZM39 142V141H38ZM56 142V141H55ZM60 142V141H59ZM63 142V141H62ZM92 142V141H91ZM99 142V141H98ZM160 142V141H159ZM183 142V141H182ZM188 142H190V141H188ZM196 142V141H195ZM204 142V141H203ZM236 142H238V141H236ZM47 143V142H46ZM82 143H83V141H82ZM104 143V142H103ZM156 143V142H155ZM185 143V142H184ZM198 143H200L199 141H198ZM239 143V142H238ZM90 144V143H89ZM88 144V145H89ZM102 144V143H101ZM100 144V145H101ZM159 144V143H158ZM165 144V143H164ZM169 144H171V143H169ZM173 144V143H172ZM181 143H179V145H180ZM197 144V143H196ZM241 144V143H240ZM243 144V143H242ZM247 144V143H246ZM249 144V143H248ZM247 144V145H248ZM261 144V143H260ZM263 144V143H262ZM49 145H52V144H49ZM58 145H57V143H56V147H58ZM74 147H75V143H73L72 144ZM78 144H76V146H77ZM84 145V144H83ZM92 145V144H91ZM91 145H89V148L91 147ZM160 145V144H159ZM167 145V144H166ZM183 145H185V144H183ZM187 145V144H186ZM246 145V146H247ZM79 146H81L80 144H79ZM79 146H77V148L79 147ZM99 146V145H98ZM174 146H175V144H174ZM176 146H178V145H176ZM238 146V145H237ZM242 146V145H241ZM245 146V145H244ZM257 146H259V145H257ZM264 146V145H263ZM69 147V146H68ZM68 147H66V148H68ZM184 147V146H183ZM190 147V146H189ZM194 147V146H193ZM225 147V146H224ZM229 147V146H228ZM14 148H16V147H14ZM13 148V149H14ZM65 148V147H64ZM86 148V147H85ZM93 148V147H92ZM177 148V147H176ZM185 149H187V147H184ZM184 148H181V149H184ZM194 148H196V147H194ZM222 148V147H221ZM238 148H240V147H238ZM71 149H75V148H71ZM87 149V148H86ZM165 149V148H164ZM178 149V148H177ZM226 149H227V147H226ZM235 149V148H234ZM236 149H237V147H236ZM258 149H259V147H258ZM263 148H261V150H262ZM15 150V149H14ZM89 150V149H88ZM88 150H83V151H88ZM228 151L230 150L229 148L227 149ZM233 150V149H232ZM247 151H248V149H246ZM253 150V149H252ZM26 151V150H25ZM28 151H30V150H27L26 151V153L27 154H29L30 152H32V151H30V152H28ZM82 151V152H83ZM240 151H242V150H237V152H239V153H242V152H240ZM263 151V150H262ZM35 152V151H34ZM89 152V151H88ZM94 152H96L95 150H94ZM169 152V151H168ZM167 152V153H168ZM236 152V151H235ZM264 152V151H263ZM38 153V152H37ZM37 153H35V154H37ZM120 153H121V150H120ZM131 153L132 152H129L128 151V154L126 153V155H128V156H124V157H132L133 159H134V157L133 156H136V155H133V156H131ZM135 153V152H134ZM133 153V154H134ZM173 153H175V152H173ZM228 153V152H227ZM239 153H238V155H239ZM31 154V153H30ZM32 154H34V153H32ZM92 154H93V152H92ZM98 154V153H97ZM106 154V153H105ZM118 154H119V152H118ZM122 154V153H121ZM120 154V155H121ZM229 154V153H228ZM231 154V153H230ZM261 154V153H260ZM40 155H42V154H40ZM113 155V154H112ZM167 155V154H166ZM226 155V154H225ZM98 156H99V154H98ZM95 157L97 160H100V157ZM168 156V155H167ZM167 156H165V157H167ZM170 156V155H169ZM172 156V155H171ZM232 156V155H231ZM119 156H117V158H118ZM121 157V156H120ZM108 158H110V156L108 157ZM122 158V157H121ZM174 158H176V156L174 157ZM55 159V158H54ZM115 159V158H114ZM147 159L149 160V157H147ZM204 159V158H203ZM255 159V158H254ZM163 160V159H162ZM170 160V159H169ZM177 160V159H176ZM194 160V159H193ZM197 160V159H196ZM206 160V159H205ZM239 160V159H238ZM238 160L236 159V158H234L233 160H232V162L231 163H239L240 162V164H241V162H243V159H241V160H239V162H238ZM261 160V159H260ZM164 161V160H163ZM162 161V163L163 164H166L167 163V161H164L163 162ZM195 161V160H194ZM202 161V160H201ZM211 161V160H210ZM161 162V161H160ZM175 163H176V161H174ZM192 162V161H191ZM62 163V159H60V158H56L53 162H52V167L54 166H57V165H59V164H61ZM146 163V162H145ZM151 163V162H150ZM174 163V164H175ZM183 163V162H182ZM206 163V162H205ZM233 163V164H234ZM90 163H88V165H89ZM159 164V163H158ZM178 164V163H177ZM195 164V163H194ZM193 164V165H194ZM207 164V163H206ZM234 164V165H235ZM236 164V165H237ZM62 165V164H61ZM173 165V164H172ZM41 166L43 167V164L41 163L40 164V168H41ZM150 166H153L152 164H150ZM162 166V165H161ZM164 166V165H163ZM166 166H168V164H166ZM166 166H164L165 167V169H167L166 168ZM174 167H173V169L175 168V166L176 165H173ZM241 166H242V164H241ZM240 166V167H241ZM168 167H171L170 166V164H169V166ZM177 167V166H176ZM239 167V168H240ZM58 168V167H57ZM99 167H98V165L96 164V163H94L93 161L91 162V164H90V170L92 171V172H94L95 174H96V170L98 169ZM161 168V167H160ZM163 168V167H162ZM161 168V169H162ZM237 168V167H236ZM178 169V168H177ZM180 169V168H179ZM178 169V170H179ZM230 169H232L231 167H230ZM238 169V168H237ZM112 170H114V168L113 169H109L108 171H106V173L105 174H103V175H101V176H99V177H97V178H99V179H101V178H103V177H105V176H107V175H111V173H112ZM115 170H117V169H115ZM182 170V169H181ZM238 170H240V169H238ZM242 170V169H241ZM120 171V170H119ZM170 171V170H169ZM172 171H174V170H172ZM175 171H177V170H175ZM174 171V172H175ZM127 172V171H126ZM178 172V171H177ZM181 173V172H180ZM55 175H58V176H60L61 175V173L59 174L58 173V171L57 172H55L54 173ZM182 174H184V173H182ZM242 175V174H241ZM94 176V175H93ZM236 176V175H235ZM244 176V175H243ZM227 177V176H226ZM234 178V177H233ZM237 179H239L238 178V174H237V177H236ZM246 178V177H245ZM245 178H244V180H245ZM95 179V178H94ZM93 179V180H94ZM148 179V178H147ZM228 179V178H227ZM235 179V178H234ZM67 180L68 181H76L75 182V186H76V189L79 187V186H82L83 187V180H84V178L83 177H80V176H78V175H70V176H67ZM91 180V179H90ZM229 180H230V178H229ZM228 180V181H229ZM243 180V181H244ZM217 181V180H216ZM174 182V181H173ZM238 182H240V181H238ZM72 183V182H71ZM181 183V182H180ZM114 184V183H113ZM173 184V183H172ZM184 184V183H183ZM188 184V183H187ZM125 185V184H124ZM190 185V184H189ZM186 186V185H185ZM81 187V188H82ZM148 188L146 189V191H148L149 190V186H147ZM189 187H191V186H189ZM193 187V186H192ZM80 188V187H79ZM79 188H78V190H79ZM134 191H137L138 193H139V190L138 189H134ZM105 193L106 194H108V192H106V191H103L102 192V194H104L103 196H105ZM151 194V193H150ZM109 195V194H108ZM140 195V194H139ZM141 196V195H140ZM94 197V196H93ZM110 197V196H109ZM133 197V196H132ZM111 199H112V201L111 202H108V201H102L101 199L102 198H98V197H94L93 198V201L94 202H96L97 204H96V206L95 207H93L92 209H90L89 208V211L87 212V214H95L96 213V211H97V209H98V207H100V209H102V208H108L109 210L108 211H110V213H111V215L113 216V221L111 220V229H113L112 231L110 230V228H109V230H110V233H107V232H109V230H107L106 231V224H104V223H101L100 224V226L102 225L103 227L101 228V227H97V228H99V229H97V228H94L96 231L97 230H99V231H101L100 229H103L106 233H94V234H92L91 233V235L88 233V232H86L87 233V235H86V233H84L86 236H83L81 239H82V243H84V245L85 246H83V244H82V246L84 247L83 249H82V251L80 250L82 247H81V245H80V249L77 251V254H79V255H77L78 256V258H73V260H71L70 259V261L71 262H73V264H150L151 262V257H153L154 255L152 254V256H151V252L147 255V256H149V257H146V255L144 254V247L146 246V244L147 243H157V241L159 240V238H161V240H159V241H162V242H166V243H168V244H166L165 243V245H167L166 247L167 248H165L164 246V243H161V250H162V247H164V249L162 250L164 253H165V251H166V253H165V258H166V263L168 264H186L184 261H188L185 257L183 258L182 257V261H177V257H178V255L176 256V252H177V248L176 247H179L180 246V244H181V242L183 243V241L185 242V244H190V245H192L191 246V248H190V251H188L189 249L187 248V247H185L186 245H184V243H183V245H184V247H185V249L187 248L188 250H186V251H188V254H190V253H192L193 255H191L190 256V259L189 260H191V259H193V260H196L197 258V255H198V253H201L202 254V256H203V258H205L206 256H208V255H210L209 253H208V247L209 246H207V244H206V246H205V244L204 243H202V244H200V245H198L197 244V241L196 242H193L194 240H191L192 242L191 243H188V240H187V238H183V237H179L175 232H167V230H162V231H164V232H162V231H160L159 229H156V227H155V229H154V232L151 230V229H149V230H147L148 229V227H146L147 225H146V223L144 222V219L146 218V214L145 213H143V212H135L130 206H129V202H130V200H128V198H126V197H122V198H119L118 196H116L115 198H113V197H110ZM159 198V197H158ZM133 200V199H132ZM76 203V202H75ZM82 203V202H81ZM101 210H98V212H100ZM137 211V210H136ZM72 213H75V212H72ZM65 214H67V213H65ZM88 215V216H89ZM217 214H214V216H216ZM85 216V215H84ZM150 215H148V217H149ZM59 217V221H62V223L64 222V223H67V221H68V223H71L70 224V226L67 228L69 231H71L70 233H68V234H72V232L73 231H76V230H79V231H76V232H73V233H77L78 232V236H79V234L81 235V234H83V233H81V231L83 230L82 229V227L80 226V224L78 223V221H79V218L81 217H79V218H76L75 216H72L71 214H69L68 213V216L66 215V216H58ZM73 217H75L76 219H78V221L77 220H74V218ZM78 217V216H77ZM93 217V216H92ZM151 217V216H150ZM179 217V215H176V218H178ZM53 218V217H52ZM88 218V217H87ZM190 218H191V216H190ZM82 219V218H81ZM96 219H98V218H96ZM99 219H102V218H99ZM98 219V220H99ZM45 220V219H44ZM88 220L90 221L91 219H89L88 218ZM175 220H177V219H175ZM236 220V219H235ZM46 221L48 222H51V224H53V221H50V220H47L46 219ZM70 221V222H69ZM77 221V222H76ZM81 221V220H80ZM105 221H107L106 219H105ZM110 221V220H109ZM158 221H160V220H158ZM169 221V220H168ZM87 222V221H86ZM101 222H104V220L102 221L101 220ZM178 222V221H177ZM57 223H59V222H57ZM67 223V224H68ZM98 223H100L99 221H98ZM107 223V222H106ZM175 223H176V221H175ZM46 224V223H45ZM51 224H50V226H51ZM55 224V223H54ZM82 224V223H81ZM172 224V223H171ZM2 225V224H1ZM57 225V224H56ZM65 225V224H64ZM92 225V224H91ZM176 225V224H175ZM183 225V224H182ZM209 225V224H208ZM60 227V226H59ZM81 227V228H80ZM86 227V226H85ZM94 227V226H93ZM206 227V226H205ZM51 228H53V225L49 228L50 230H51ZM63 228V227H62ZM81 230H80V229ZM84 228V227H83ZM147 228V229H146ZM200 228V227H199ZM2 229H3V227H2ZM58 229V228H57ZM86 229H88V228H86ZM90 229H92V228H90ZM89 229V230H90ZM108 229V228H107ZM202 229V228H201ZM67 230V231H68ZM93 230V229H92ZM92 230H90V232L92 231ZM154 233L153 234V236H151V231ZM159 230V231H158ZM1 232L0 233H2V230H0ZM19 231H21V229L19 230ZM18 231V232H19ZM49 231V230H48ZM52 231V230H51ZM63 231H66L65 229L63 230ZM16 232V231H15ZM58 232V231H57ZM114 234H113V233ZM215 232V231H214ZM20 233V232H19ZM22 233H23V231H22ZM115 233H118V234H115ZM222 233V232H221ZM58 234V233H57ZM66 234H67V232H66ZM67 234V235H68ZM134 235L135 236V238H137V240H138V238L140 237V238H142L141 240H143L142 242H141V244H143V245H140L139 247H137V243L135 244L136 246H134L133 244H132V241H130L129 240V235ZM138 234V235H137ZM224 234V233H223ZM22 235H26V234H22ZM43 235V234H42ZM62 235V234H61ZM67 235H65V237L67 236ZM137 235V236H136ZM70 235H68L67 237H68V239H67V241L68 240H73V242L76 244V246H75V248L77 249V243H78V241L77 240H79V238H75V239H73L74 237L73 236H71L72 237V239H70L71 237H69ZM139 236V237H138ZM58 237L59 236H57V239H58ZM132 237V236H131ZM130 237V238H131ZM186 237V236H185ZM238 237V236H237ZM26 238H28V237H26ZM56 239V240H57ZM61 239V238H60ZM60 239H58L59 241H60ZM131 239H133V238H131ZM189 239V238H188ZM63 239H61V241H62ZM75 240V241H74ZM140 240V239H139ZM139 240H138V242H139ZM157 240V241H156ZM165 240H167V241H165ZM23 240H21V241H19V242H22ZM46 241H47V239H46ZM66 241V242H67ZM156 241V242H155ZM176 241V242H175ZM6 242V241H5ZM18 242V243H19ZM64 242H65V240H64ZM65 242V243H66ZM72 242V241H71ZM136 242V241H135ZM169 242H170V244H169ZM172 242H173V244H174V246H172L173 244H172ZM178 242V244H179V246L176 244ZM7 243V242H6ZM23 243L25 244L26 243V240H24L23 241ZM23 243H21V244H23ZM56 243H58V242H56ZM73 243V244H74ZM81 243V242H80ZM146 243V244H145ZM208 243H209V241H208ZM3 243H1L0 244V248H1V245H2ZM42 244H44V243H42ZM41 244V245H42ZM61 244V243H60ZM70 244V243H69ZM105 244H107L108 245V249H110L111 250V252H108L109 253V255H107V256H102L101 254L102 253H104V252H100L99 253V251H97L96 250V248L98 249L99 247L101 248H103L104 246H102V245H105ZM148 244V245H149ZM154 244H153V246H154ZM215 244V243H214ZM4 246L6 245L5 243L3 244ZM45 245V244H44ZM79 245V244H78ZM151 245V244H150ZM157 245V244H156ZM155 245V246H156ZM159 245V244H158ZM157 245V246H158ZM169 245V246H168ZM171 245V246H170ZM177 245V246H176ZM183 245H181L182 247H183ZM210 245V244H209ZM11 246V245H10ZM55 246V245H54ZM62 246H63V244H62ZM70 246V245H69ZM142 246V247H141ZM154 246V248H156L157 249V246L155 247ZM160 246V245H159ZM219 246V245H218ZM3 247V246H2ZM71 247V246H70ZM148 247V246H147ZM146 247V248H147ZM176 249H175V248ZM212 247V246H211ZM217 247V246H216ZM225 247V246H224ZM230 246H228V248H229ZM11 248V247H10ZM13 249L15 248L14 246L12 247ZM41 248V247H40ZM43 248V247H42ZM45 248H47V246L45 247ZM72 248V247H71ZM99 248V249H100ZM104 248H106V246L104 247ZM150 247H148V249H149ZM153 248V247H152ZM181 248V247H180ZM179 248V249H180ZM223 248V247H222ZM228 248H226L227 250L226 251H224V252H227V254H228ZM233 248V247H232ZM18 249L20 250L21 248H17V246H16V248L14 249V253H16L19 257H20V254H19V252L21 253V251L22 250H20V251H18ZM59 249V248H58ZM63 249V248H62ZM61 249V251H63ZM73 249V248H72ZM159 249V248H158ZM196 249V250H195ZM216 249V248H215ZM53 250L55 251V248L53 247ZM101 250V249H100ZM106 250H107V248H106ZM152 250V249H151ZM155 250V249H154ZM165 250V251H164ZM225 250V249H224ZM241 250V249H240ZM240 250H239V252H240ZM8 251H10L9 249H8ZM42 251V250H41ZM102 251H103V249H102ZM109 251V250H108ZM183 251V250H182ZM205 251H206V256L204 257V253H205ZM216 251H217V249H216ZM223 251V250H222ZM232 251H233V249H232ZM230 252L229 251V254L230 255H228V260L230 259L229 257H231L232 259H230V263L231 264H233L232 262H234V261H232V260H235V259H233V258H235V257H233L232 256V254H235V253H233V252ZM237 251V250H236ZM245 251H247V250H244V252ZM0 252H3V251H1L0 250ZM53 252V251H52ZM156 252H159L158 250L156 251ZM185 252V251H184ZM190 252V253H189ZM197 252V253H196ZM211 252V251H210ZM11 253H12V249H11ZM11 253H5V251L3 252V253H1V254H11ZM12 254V256L11 255H8L7 257H9V256H11V257H13L14 255H16V254ZM59 253V252H58ZM58 253H57V255H58ZM62 253H64V252H62ZM62 253H59L60 255L62 254ZM110 253L112 254L111 256L112 257H109L110 256ZM185 253H187V252H185ZM184 253V254H185ZM238 253V252H237ZM240 253H242V252H240ZM254 253V252H253ZM0 254V255H1ZM49 254V253H48ZM54 254H56V253H54ZM67 254V253H66ZM105 254V253H104ZM156 254V253H155ZM158 254V253H157ZM201 254H199V255H201ZM213 254V253H212ZM225 253H223V255H224ZM17 255H16V257H17ZM65 255V254H64ZM145 255V256H144ZM159 255V254H158ZM179 255H180V253H179ZM222 255V254H221ZM245 255V254H244ZM243 255V256H244ZM49 256H51L50 254H49ZM62 256V255H61ZM76 256V257H77ZM174 256H176V257H174ZM184 256V255H183ZM186 257H187V255H185ZM201 256V257H202ZM240 256V255H239ZM249 256V255H248ZM18 257V258H19ZM60 257V256H59ZM67 257H69V256H66V258ZM103 257V258H102ZM161 257V256H160ZM189 257V256H188ZM201 257H200V260H201ZM211 257V256H210ZM213 257V256H212ZM223 257H227L226 255L225 256H223ZM223 257H220L219 259H216V258H213V259H216L213 263H215V264H217V260H219L218 262H220V264L223 262L222 260H221V258H223ZM254 257V256H253ZM252 257V258H253ZM46 258H48V257H46ZM46 258L44 257V259L46 260ZM50 258V257H49ZM62 258V257H61ZM60 258V259H61ZM149 258L151 259V260H149ZM203 258H202V260H203ZM207 258H209V257H207ZM237 258V257H236ZM246 258H248V257H246ZM252 258H248V260H250V259H252ZM0 259L3 261V259H6L5 257H0ZM59 259V258H58ZM155 259V256L153 257V261H155L154 260ZM160 259V263H161V260L162 259H164L163 257L162 258H159ZM178 259H180L179 257H178ZM226 259V260H227ZM240 259V258H239ZM254 259V258H253ZM51 260H53V259H51ZM65 260V259H64ZM68 261H69V259H67ZM66 260V261H67ZM168 260V261H167ZM193 260H191V263H192V261ZM208 260H211V259H206V261H205V263L206 264H209V261ZM226 260H224V261H226ZM5 261V260H4ZM16 261V260H15ZM42 261V260H41ZM40 261V262H41ZM47 261V260H46ZM67 261V262H68ZM69 261V262H70ZM157 261V260H156ZM232 261V262H231ZM247 261V260H246ZM1 262V261H0ZM62 262V261H61ZM190 262V261H189ZM189 262H187V263H189ZM197 261H195V263H196ZM199 262V261H198ZM201 262V261H200ZM228 262V263H229ZM236 262V261H235ZM252 262V264L254 263L253 262V260L251 261ZM44 263H46V262H44ZM43 263V261H42V264H44ZM49 264H50V261L48 262ZM53 263V262H52ZM51 263V264H52ZM54 263H55V261H54ZM56 263H57V261H56ZM63 264H64V262H62ZM62 263H60V264H62ZM157 263H158V261H157ZM166 263H161V264H166ZM202 263V262H201ZM225 263V262H224ZM224 263H222V264H224ZM227 263V262H226ZM225 263V264H226ZM227 263V264H228ZM239 263V262H238ZM258 263V262H257ZM37 264H39V263H37ZM65 264H67V263H65ZM70 264V263H69ZM154 264V263H153ZM193 264V263H192ZM196 264H199V263H196ZM203 264H204V262H203ZM212 264V263H211ZM241 264H243V263H241ZM256 264V263H255Z\"/></svg>",
    "mask_w": 264,
    "mask_h": 264
}]
</instances>
